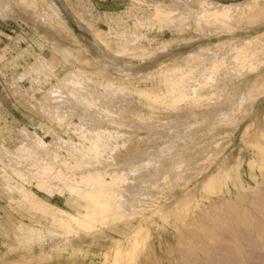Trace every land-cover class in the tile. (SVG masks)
Returning <instances> with one entry per match:
<instances>
[{"label":"rangeland","instance_id":"rangeland-1","mask_svg":"<svg viewBox=\"0 0 264 264\" xmlns=\"http://www.w3.org/2000/svg\"><path fill=\"white\" fill-rule=\"evenodd\" d=\"M2 1L0 0V10H1L0 12L5 11L2 14L3 18H1L2 16H0V143L2 144V146L6 147L10 151H13V150L15 151V149L18 148L19 146L22 147L23 146L22 144L19 145L20 144V142L18 140L19 137H16V136H19V135H16V133H20V132H18L19 131L18 129H21L20 131H22V132H25V133L29 132L28 134L25 135L26 139L23 142L34 141V139H35L34 137H38V138L40 137L39 142L42 143L43 148L39 147V151H41V153H43L44 155L46 153L47 155H45V156L48 159L49 158L51 159L53 156L55 157L58 155L60 157H58L57 159H59L60 161L65 160V159H66V161L70 160L69 163L68 162L67 163L68 164L71 163L73 165L76 163V160H79V158L84 157V160H87L85 162L88 163L87 167H89V168L90 167L93 168V164L95 165V163H97L95 165V166H97L98 164L100 165V163L102 165V164H106L109 162L108 163L109 165L107 164L106 167H105V165H102L103 167H101V165L100 166L98 165L99 167L94 166L95 169H98V168L100 169V168H104V167L107 168L110 165L111 166L113 165V162L111 163V161H113V160L115 161L114 155L116 154V152H122V151H125L126 149H129L133 145H134V147L137 145L139 147V149L141 148L143 150L142 151L140 149V152L142 151L141 152V154H142L141 158L144 155H146V152H148L147 155L149 157H153V158L156 157L155 159H152L146 155L148 158L145 159L146 158V156H145L144 158H142L143 160L140 159V161H141L140 163H141V165L147 163V165L149 164L148 166L151 167V168L150 167L148 168V166L145 165V167L147 166V168L144 170H147V169H148V171H153L154 169L156 170V171H153L155 173L152 172V174H156V175L161 176V177H158V179L156 181L155 180L154 181H155V183L156 182L158 183L157 185H159V186L161 185V186L158 187L157 185H155L154 182L152 183V181H150L151 185L148 183L150 185V186H148V184H147L148 179L143 178V180L145 179V181H143L142 178L140 177L141 172L143 170L141 172L139 171V169L134 171L133 169L134 168L136 169V167H134L133 169H128V171H129L128 173L131 174L130 176H128L129 174L127 173V171H126L127 175L124 176L125 173L123 172L124 174L123 175L121 174L122 177L124 176L126 178L128 176V178H130L131 182L133 181V179H135L136 181H134V182H138V183L132 182V184H131L128 180H126V182L127 181L129 182V183L127 182L128 184L126 182H122V183L123 184L126 183V186H129L130 184L131 185L135 184L137 187H139L138 189L140 192H143L141 190H143L144 188H145L144 190H148V189H146L147 186L149 187V189L153 188L154 186L155 187L157 186L156 188L154 187L153 190L151 189L152 191L151 190L145 191V193L143 195H142V193L138 192L137 195L138 194H140V195H138V197H136L137 195L135 196V198L133 199L134 203L137 202L135 200L142 201L147 196L149 198L150 194H152L155 197L156 194L154 195V193L157 192L158 188H160L159 189L160 195L158 194V192H159V190H158V192H157L158 197L157 196L155 197V199L156 198H159V199H156V201L154 199V201L156 203L155 202L152 203V201H153L152 198L151 199L149 198L150 201L152 200L150 203L154 204V205L153 206L147 205V206H149L148 207L149 209H147V212H145V210L142 209V207H143L142 205H144L143 201L148 200V198L143 200L141 202L142 204L139 202V204H140L139 206H141V207L138 209L139 210L142 209L141 211L145 213V217H143V220L136 217L134 220H132L130 222L119 223L117 225V227L101 229L100 231L95 233V235H90V236L88 235V236H84V237L81 236V238H77V237L72 238V243L76 247H78L79 248L78 251H80V252L82 251V253L77 254V253H74V251L67 250L65 253H57L55 255L54 253H50L51 252L50 247H48L46 244H42L40 242H37L35 244H30L28 241H26L27 239L30 240L32 238L39 241V240H41V238H40V235L38 233H36L37 235L35 233H33V234H30L29 237L27 236V238L25 239L24 236L22 235V234H24V230H22V229H27V228L30 229V227L32 229L33 228H35V229L39 228V230L41 229L44 234L46 233L45 235H48L51 237L53 236V238H60V239H66L68 237V235L64 231L62 232V230H60L58 228H57V230L53 229V231L50 232L49 228H47V226L45 224H43V223H48L47 220L42 219L37 214L28 211L26 209V207L21 202H19V198H17L18 200L16 199V195L18 194L17 195V197H18L21 194L20 193L22 191V190H20V189H22L21 187H23L24 190L26 189L29 192L32 191V192L37 194L38 191L35 187V185H36L35 181L36 180H33L32 177H29L30 176L29 174H26L27 176L28 175L29 176L25 177L26 176L25 172L26 171H27V173L29 172L28 166L32 167V169H30L31 170L30 172H32V173L35 172V171L33 172V169H37L36 165H35L36 167L32 166V165H34V162H35L34 159L36 158L34 156H37V158L41 157V161L39 160L40 158L37 159L38 162L40 161V164L43 163V161H44V159H46V157L44 158V156H38V154L40 152L38 151L39 153L37 154L38 148L34 146L35 152H33V153L31 152V154H30L31 158H33V157L34 158L33 159H31L30 157H28L30 159L26 158L27 160H31L29 162L33 161V164L28 165L29 162L27 163V160H25L26 165H28V166L27 167H25L26 165L23 166L25 169L26 168L28 169L25 172L23 171L25 176L23 174H21L22 169L20 170L21 172L16 170V168H17L16 166L20 162H17V165L15 166V168H13L14 166L12 167L11 165H9L7 163H5L6 164L5 165L4 163L1 164V162H0V172H1L0 173V181H2L4 175L9 174V177L11 179L4 176L7 178V181L6 180L2 181V183L8 182V183L12 184V186H11V184H7L6 188H3L4 185L2 186L1 185L2 183L0 182V185L2 186V187L1 186L0 187L4 190L7 188L9 190L10 189L9 186H10L12 189V191L10 189L11 195L16 194L14 199L12 200L5 195V194H7V195L10 194L9 192L5 193L2 189L0 190V264H111V263L105 261L106 253H110V254L113 253L116 249L115 247H117L115 245H118V239H122V238L126 237L129 234V232H131L138 224L140 227H142L140 230L141 232L139 234V236L141 238L139 244L135 245L136 247L132 248L131 252H129L128 254H125V256L121 257L120 261L117 262L116 264H197V263L200 264L201 261H202L201 264H205V261H206V264L207 263L209 264V262L206 259V258H208L207 256H209V255L211 257L210 260L212 261L213 264L217 263L218 261L219 262L222 261L220 264H225L224 262L225 261L227 262L228 260L233 261L232 263H235V264H236V262L238 263V261H236L238 256L236 254V251H234L235 254H233L234 253L232 251V250H234L233 248L231 250L233 252L232 257H231V254L230 255L228 254V258L231 257V260L230 259L227 260V256H225L226 252L225 251L223 252L224 249L226 251L227 250L230 251L228 248L229 245L233 246V243L231 244L229 242L230 243L229 244L227 240H229V238H236L237 236L235 237L234 235H238V237H240L242 239H237V240L238 241L241 240V241H243V243L245 242L244 244H246V245L248 244V246H249L252 243V241L254 240V238H252V236L250 237V234H248L246 232L245 233L241 232L244 229V226L248 227L247 221L246 220L243 221V219H241V220L239 219V221L237 222L238 217L236 216V214H238L239 212H245V213L249 212L248 214L251 213L253 215L252 216L250 214V217L252 216L251 219L253 217L255 218V219L253 218V221H252V222H254L253 223L254 226L251 228L252 230H255V227L257 226L258 230L262 232L263 226H264V222H263L264 221L263 220L264 215L261 213L262 211L264 213V89H263L264 88V83H263L264 79L261 82V83H263V87H261V85H260L261 83L259 84L261 89L259 86H258L259 88L257 87L258 84L255 85V87H257L258 89L254 87V84H253V86H252V84H250V85L248 84V80H252L255 76L259 75V73L262 74V72H264V45H263L264 44V34H263L264 33V12H263L264 11V0H256V2H255V0H247V1L243 0L242 1V2H245L244 3L245 5H248L250 3L249 6H247L248 9L250 10V13L253 12L254 9H255L254 11L257 12L256 11L257 7H258L257 10L263 9V11H261L262 14L261 13H258L259 15L255 14V15H258L257 16L258 19H256V20H255L256 16H251L253 18L255 17L254 19H252L250 16L247 17V15H244L241 18L232 19L229 23H228V21H226V22L222 21V23H221V20H220V22L217 20L218 23L217 22L215 23L213 21L212 22L208 21L209 25L206 24L207 21L205 22V20H203L202 15L198 16L199 19L197 18L195 13H194L195 16H193V17L192 16L188 17L186 15V13L195 12V9L200 5V3H203L204 0H189V2L186 5L187 9L185 10L187 12L184 11L185 12L184 13L183 11L181 12L178 10L177 13L179 15L175 14L176 11H175V13H172V14L176 15L179 20H177V18L175 16H171L172 14L169 15L170 13L167 14V16L170 19H168V17L166 15H165V17H167L166 19H165V17L163 18V16H162V19H161V17L160 18L156 17V13H154L155 8L152 5L154 3H156L158 0H143V2L145 3L144 5L140 4L142 0L140 2H138L136 0H87V1L81 0L82 2L80 0H78L77 2H76V0H38L37 8L43 12V15L40 17V19H38L39 16L37 17L38 14L36 15V13H35V7L36 6H30V5H32V0H25V1L24 0H14V1L13 0H10V1L9 0L8 1L2 0ZM4 1H5V3L7 2L9 4L12 2L10 5L11 6L13 5V7L11 8V6H8L7 4H5ZM160 1L168 2L170 0H160ZM213 1H219L221 3L230 4L232 2L239 3V1H241V0H213ZM252 1L255 3H253ZM1 2H2V4L4 3L3 5H5V7L7 6L6 10L3 7V5L1 4ZM36 2L33 1V3H36ZM46 3L48 4V6L51 7V9H50V7H47ZM76 4L78 5L77 7H76ZM81 4H83V5H81ZM51 5H53V7ZM85 5L88 7H86ZM255 5H257V6H255ZM27 6H28V8H27ZM8 7H10L13 11L11 12V9H8ZM25 7H26V9H25ZM82 7H83V9H82ZM32 8L34 11L31 10ZM52 9H53V12L51 11ZM9 10L11 12V13L9 12L10 16H8L9 13H7ZM79 10L80 11L83 10V11L80 12ZM84 12L87 16H85ZM179 12L183 13L184 16L180 17ZM255 12H253V13H255ZM5 13H7V15H6L7 17L4 16ZM77 13H79V14H77ZM46 14H48V15H46ZM183 14H181V15H183ZM49 16H50V18H49ZM101 17H103V19ZM134 17L139 18L142 22V23H140V22L137 23L139 26L137 28L134 27V25H135L134 20H132ZM86 18H87V20H86ZM100 18H101V20H100ZM172 18H176L175 20H177V21L181 20V22H183V23L175 22L174 19H172ZM194 18H195V20H194ZM104 19L108 22V24L105 23L106 21ZM46 20H48V21H46ZM50 20H52V21H50ZM143 20H145V21H143ZM197 20H198V23L195 22ZM202 20L204 22L201 25ZM242 20H244V21H242ZM188 22H189V24H187ZM55 23H56V25H55ZM175 23L176 24L179 23V26H182V27H179ZM193 23L195 25H198V24H200V25L196 27ZM183 24H184V26H183ZM214 24H216V26ZM259 24H261V25H259ZM90 25H92V26H90ZM132 25H133V27H132ZM256 25H257V27H256ZM188 26L190 28H188ZM201 26H202V28H201ZM217 26L218 27L221 26V28L220 27L217 28ZM225 26H227V28ZM228 26H230V27H228ZM59 27H60V29H59ZM181 28L185 29V31L184 30L181 31ZM114 29H116V31H118L117 33H119V31L120 32L122 31L121 33L125 32L124 34L129 32L131 34L134 33V34L142 35L143 38L141 39V42L143 43V47L148 52L146 53L144 48H143L144 51H139L140 52L139 55H142V56H139L136 54L137 55L136 57L127 55L126 53L124 55L123 52L121 53L120 50L122 48H120L121 46L118 44L120 42H117L114 39V36H113L114 33H111V31H114L116 33V31ZM98 30L101 31V33L98 34V32H99ZM208 30H209V32H208ZM129 33H127L126 35H129ZM260 35H263V37ZM21 36H22V39H21ZM255 36L257 38H255ZM19 38H20V40H19ZM245 39L246 40L247 39H255L256 40V43L254 40H252V43H253V41H254V43L249 47L250 49L248 48V50H250V51H249V54H247V55H248V59L251 60V63H250V61L249 62L246 61L247 60L245 58L246 56H244L241 59V57H239V56L237 57L238 54L236 55L235 60L237 58H239L238 61L240 60V62H241V60H243L245 58L246 59L245 61L249 63L248 64L243 60L246 63V65L242 62H241L242 64L239 63L237 60H236V62H234L235 56L234 55L232 56V54H230L231 49H232L231 52L232 53L234 52L233 54L237 53L236 49L232 48L233 46H236V44L238 45V43H235V42H240V40H242V42H243V41H245ZM106 40H108V42H105ZM114 40L118 45L115 43L112 44V42H114ZM231 41H234V43ZM257 41H258V43H257ZM218 42L219 43L222 42L223 44L227 43V45H229L228 42L233 44V46H232V44H231V46H228V47H231V49H229L228 47H224L226 44L221 49V51L223 50V52H225V50L227 48L229 49V51L227 50L229 53L227 51L225 53L231 55L233 58L232 61H230L233 64L226 61V65H227V63L232 65V66L229 65L230 68L224 66L225 60H229V59L231 60V58H228L229 55L228 56L225 55V56H227L228 59L226 57H225L226 59L223 58V56L221 55L222 56L221 58L225 59V60L220 59V61H218L217 58L219 59L220 57L217 54L216 55L218 57L215 54H214L215 58L213 57L214 56L213 53H216V52L213 51V53L207 54L206 51L203 52V51H201L202 49L199 50V48H201V46L203 48L204 45L206 47H208V45H211L210 46L211 48L210 47L209 48L211 50H216L214 48V47H216L214 44H219ZM253 45H256V46H253ZM162 46L166 47V48L163 49ZM254 47H256L258 49L260 47L259 52H261V53H259L258 50ZM196 49L198 51H195ZM116 50H117V53L115 52ZM254 51L258 52V53H254ZM71 52H72V54H71ZM144 52L146 53V55L149 53V55H147V57H146L143 54ZM190 52L192 55L194 52L196 57L197 56L202 57V55H200V54H202V52L204 53L203 59H201L199 57L200 60L203 61L202 63L200 62L198 64V62H199L198 57H197V60L195 57L194 59H192L193 61L192 60L189 61L190 63L193 62V64L196 61L195 64L200 65V69L198 66L193 67L192 64H191L192 67H190L188 65L190 63H188V62H187L188 66L187 67L184 66V65H186V62H184V61L186 60L187 55L190 56V54H189ZM209 52H211V51H209ZM251 52L256 54V57L253 54H252L253 55V57H252L250 55ZM68 53H70L72 55L73 59L71 58V55ZM150 53L151 54L153 53L152 56ZM197 53H200V54L198 55ZM220 54H222V52ZM74 55H75V57H74ZM195 55H193V56H195ZM204 55L206 57L208 55H211V56L210 57L208 56L207 58L205 57L206 58V60H205ZM249 55L252 58L249 57ZM38 57L40 59H38ZM74 58H76V59H74ZM208 58H210L211 60H212V58H214V60L216 59L217 62L219 63V65H220V63L223 62L222 64H224V65L220 66V68H219V69H221V71H219V69L216 70V68L214 70V68L211 67L212 66L211 60ZM35 59H37V61H35ZM67 60H69V61H67ZM208 60L210 63H207ZM214 60H212V62H214ZM221 60H222V62H221ZM77 61H78V63H77ZM187 61H188V58H187ZM32 62H33V64H32ZM39 62L41 64L43 62L40 69H39V66L41 64ZM44 63H45V65L47 64L46 65L47 68H50L52 70V72H51L50 69H47V71H49V73L50 72L52 73V76L55 73V75L52 78L50 77L51 73L49 74L45 70L46 66L44 65ZM203 63L205 65H203ZM214 63H216V62H214ZM195 64H194V66H195ZM208 64H210V65H208ZM236 64L237 65L241 64V66H242V67L240 66L241 69L239 67H236L237 66ZM176 65L178 66V68ZM179 65L183 66L184 69H183V67L181 68ZM233 65H236V66H233ZM43 66L45 69L43 68ZM161 66H162V68H161ZM172 66H175L177 69H175ZM223 66H224V69H222ZM31 67H34L35 71ZM169 67H171V68H169ZM179 67L181 68V70H184V71L183 72L180 71ZM205 67L212 68L214 72L216 71L219 74L214 73L212 71V69H210V71H212V73H210V71L208 69H204ZM225 67L228 69L227 71H225L226 70ZM92 68H94L95 70ZM188 68L189 69L195 68L196 70L199 69L201 71L197 72L195 69H190V71H189ZM37 69H38V71H37ZM91 69H92L91 74H95V75L91 76V74H90ZM172 69H175L174 70L175 72L172 71ZM202 69H204V71L208 70L207 71L208 74L214 73L213 75L215 77H217L215 79V77L213 76L214 80L219 79L218 81H216L218 83L217 86H219V87L216 86L218 89L214 88L215 84H217L216 82H215V84H212V86L214 85L213 87L209 85V83H212L211 82L212 80H208V79L212 75H210V74L206 75L205 74L206 71L202 72L203 71ZM31 70H33L34 72L32 73ZM152 70H154V71H152ZM165 70L170 71L169 73H171V71H172L173 73H175V75H176L177 71L178 72L180 71V73L177 72V75L174 76V78L178 77L177 79L175 78L176 81L178 79H181V76H183L182 79L186 80L187 78H184V75H186L189 72H191L193 74V76L191 75V73H189V75L187 74L191 79L194 76L196 77V75L199 78L201 77L200 78L201 82H202V80L206 79V84L204 81H203L204 85L200 84L204 87L203 88V87H200L198 85V83H200V81H198L199 78L196 77V80L198 79L197 80L198 82L195 81V79H193L195 82H197L194 84L193 80H191L188 77L189 79H188V81L187 80L186 81L187 82L191 81L193 83L189 82L191 84V87H190V86H187L190 84L189 83L187 84L185 82L186 85L184 87L186 88V86H187V87H189V89H192V87L193 86L196 87V84H197L200 87L199 88L197 86L200 91H197V88L195 89L194 87H193V90H196L197 93L200 92V93H198V95L202 94L204 96H207L209 94H207V95H205V94L209 93V91H207L205 88H206L207 83H208V89L210 88V91H211L210 92L211 95L207 96L208 98L206 97V99H208V100H206L205 97H204V99L201 98L202 95L198 96L197 94H195L193 92V90L190 91L189 89L187 90V88L186 89L182 88V91L184 89L185 92H188L189 94L191 93L190 96H192L193 99L189 98V100H188L187 98L189 95H187V93L184 92L185 93L184 95L185 96L187 95L186 98L184 96V100H183V98L181 99L179 94L178 95H179L180 99H176L178 97L176 95L177 97L175 98L176 99L175 100V99H173V97L172 98L169 97V96H173L172 94L167 93L168 94L167 95L165 93V95L160 96V98H158V100L155 99L157 102L151 101V99H150V101H148L149 98H148V100L146 99L148 96L145 94H143L144 95L143 96L142 94H140V92L144 91L146 93H149L150 95H152V93L154 95V94H156V92L160 93V91L163 93H164V91L167 92L165 90L166 87H165L164 78H163L164 72L167 73ZM41 71H43V73ZM222 71L224 73H227L226 74L227 76L223 75L224 73ZM234 71H236V72H234ZM26 72L29 73V75H27ZM44 72H47L48 75H47V73L45 74ZM77 72L80 73L79 75L81 77H82L81 73H84L83 77L84 78L86 77L85 79L88 80L89 84H86L87 83L86 80L82 81L83 77L82 78L78 77V74H76ZM148 72H150V73H148ZM193 72H197V74L193 73ZM230 72L232 75L230 74ZM70 73L71 74L75 73L76 78L73 76V74L70 75ZM159 73L161 76L159 75ZM89 74H90V76H89ZM127 74H128V76H127ZM178 74L179 75L181 74V75L178 76ZM203 74H205L207 77L209 76V78H207ZM69 75H70V77L73 76L71 78L74 81L76 80L77 83L74 82L69 77ZM123 75L128 77V78L124 77ZM45 76H46V79H45ZM48 76L50 79L48 78ZM202 76H205V78ZM223 76H224V78H221ZM263 76H264V73H263ZM67 77L69 80L67 79ZM33 78H34V80H33ZM62 79L63 80L65 79L63 86H61L62 84L60 82H57L60 80L62 82L63 81ZM80 79H81V81L79 82ZM182 79L180 81L181 83L178 81L179 84H182V81H185ZM222 79L226 82L223 83L224 81ZM71 80H72V82H74L73 86L71 84L72 82H69ZM93 80H96V82H94L95 84L92 82ZM129 80H131V81L134 80V81L131 82ZM229 80H230V82H229ZM65 81L67 83L68 82L69 83L66 84ZM89 81H91V82H89ZM99 82H102L100 84H103V86L101 85V87H97V86H100V84L96 85V83H99ZM220 82H222V83H220ZM31 83H33V84H31ZM59 83H60V85H59ZM75 83H76V85H75ZM80 83H83V84H80ZM84 83L86 84V86ZM92 83H93V86L90 85ZM64 84L67 86L69 84L71 85L70 88L68 86L69 89L67 88V90L70 91V89H71L72 93H74V96L77 94V91L81 88L80 89L81 91L78 92L79 95L73 97L75 102L77 100L76 103L79 104V106H76V107L74 106V108L72 109L73 105L70 107V105L67 104L66 105L67 107H65L64 106L65 102H64V103H60L61 107L63 106V108H61V107H60L61 109L59 108L60 97H61V100H63V99L65 100L66 98L69 99V97L65 98V96H63V99H62V95H61L62 92L63 93L65 92L66 96L68 94L67 90L65 89L67 86L64 87L65 86ZM108 84H109V86H108ZM236 84H237V86L234 87V85H236ZM50 85H52L53 88ZM58 85H59V89H57ZM78 85H79V87L77 88ZM94 85H96L95 87H97V88L93 91V89L95 88ZM106 85L109 88H110V85L112 88L114 85L116 87V88L114 87V89H113L114 92H116V89L121 91V92H117L118 93L117 96L119 95L121 98L119 101H121V106H123V111H120V110H122V108L120 109L119 108L120 105L118 106V104H116V105L114 104V106L112 108L110 107L111 109L109 108V105L111 106V104L108 105L107 103L108 102L110 103L113 101V100L108 101L110 99H113V96L104 99L105 100L104 104L106 102L105 107L102 103L103 101H101L102 104H99L100 100H102L103 97L108 95V92H110L109 88H105ZM248 85L252 88L248 89L247 88ZM60 86L63 87V89H65V91H63V89H61V91H62L61 92ZM88 86L93 87V89L91 87L89 88ZM221 86H223V87H221ZM82 87H86V88H82ZM88 88H89V90H88ZM102 88L105 92L107 89L106 94L105 93H100V94L98 93V92L103 91ZM244 88H247V89H244ZM253 88H255V90H254L255 93H256V91L260 90V93H258V94L256 93L258 96L254 95V93L251 92V91H253ZM50 89H52L53 92ZM56 89H57V91L59 90V93H57V91H55ZM73 89H74V92H73ZM98 89H99V91H97ZM202 89H205L206 91L205 90L201 91ZM219 89H222L223 92L226 89L225 91L227 94H224L225 97H223V94H222V96H219V93H220ZM49 90L52 93H50ZM216 90H219L218 91L219 93L218 92L216 93ZM229 90H231V91H229ZM243 90H247L248 93L246 91H244V93L246 92L247 97H249V95H251V97H249V98L245 97L246 94L244 95V93H242ZM84 91H86V92L88 91V92L86 93ZM125 91L128 93L129 96H125V95H127V93H124ZM128 91H130V92H128ZM214 91L219 97L217 95H215L214 93L212 96V92H214ZM227 91L229 92V94ZM45 92H47V93H45ZM96 92L100 96L101 95L103 96L100 100H99L100 97L97 98V96H99V95H97ZM137 92H139V95H137L138 94ZM48 93L50 95L54 93L53 96L56 95L57 97L51 98L49 96L51 98L50 99L49 97H47L48 95H46ZM85 93H86V96H84ZM240 93L243 94L242 95L243 97L238 95ZM249 93H252L254 96L252 94H249ZM59 94H60V96H59ZM82 94H84V95H82ZM91 94H93V95L96 94V97H93V95H91ZM231 94H232L233 98L230 96ZM69 95L70 94H68V96ZM80 95H82L83 97H86L85 98L86 100H84L83 98H80L81 97ZM194 95H196L198 97V99L199 98H201V99L198 100L197 98H194V97H196ZM233 95L234 96L236 95L238 97H236V96L234 97ZM134 96H136V97L134 98ZM139 96L141 98H139ZM145 96H147V97L145 98ZM164 96H166V97H164ZM214 96H216V98ZM226 96L227 97L230 96V97L227 98ZM125 97H129L132 100L125 98ZM168 97L170 98V100H172V101L175 100L177 102L173 101V103H172L170 100H167V99H169ZM43 98H44V100H43ZM91 98L92 99L96 98V99H94L95 101L93 102V103H95V105H94V107L92 105V107L89 108V105L87 106V104H93V103H91ZM143 98H144V101H145V99L147 100V101H145L146 103H144ZM165 98H166V101H165ZM244 98L245 99L247 98V99L244 100ZM48 99H50V100H48ZM67 99L65 101L67 103H69V101ZM78 99L80 101H78ZM81 99H83V100H81ZM135 99L138 101H136ZM233 99H235V101ZM51 100H52V102L55 101L58 104H56L55 102H54L55 104L51 103L50 102ZM56 100H58V101H56ZM187 100H188V102H187ZM192 100L194 102L202 100V103L197 102L196 104H194V103H192ZM210 100L211 101L214 100L215 102H211ZM229 100H230V103L233 101L234 104H233V102L231 104L228 103ZM45 101L46 102L49 101V103H46ZM85 101H87V102H85ZM123 101L124 102L127 101V102L124 103ZM167 101L168 102L170 101L169 103H171V104H169ZM189 101L191 103L190 107L185 106V105L189 104ZM251 101H252V103H251ZM40 102L42 104H39ZM83 102H84V104L85 103H87V104L83 105ZM122 102L124 104L128 105V107L130 109L127 108V106L124 105ZM203 102H204V104H203ZM225 102H226V104H229V106H231V107H229V110H230V108L232 109V111L230 110L231 111L230 113L228 112V108L227 109L222 108V106L225 105ZM127 103H129V104H127ZM147 103L150 104L152 110L150 109V106ZM154 103L155 104L157 103V104L155 105ZM161 103L163 104V106ZM45 104L46 105L48 104L49 107L53 106L54 108H57V109H53L54 112L57 111L58 114H60L63 117L61 118L57 114H56L57 116L55 117V115H54L55 113L54 114L52 112L50 113V111L52 110L51 107H50V109H48L49 107L46 106ZM235 104H236V106H235ZM244 104L247 106L243 107ZM42 105H43V108L41 107ZM55 105H57V106L55 107ZM96 105H97V107H96ZM101 105H103V106H101ZM191 105L193 108L191 107ZM250 105H251V107H250ZM44 106L47 107V109H45ZM80 106H82V107H80ZM116 106H118V107L115 108ZM87 107H88V110H87ZM106 107H108V108H106ZM188 107L190 110L195 109V110L191 111L192 113L194 112L193 113L194 115L192 113H190V111H187V110H189ZM105 108H106V110H105V112H103V110ZM114 108L118 109V110H115ZM124 108L126 110H124ZM137 108H138V110H137ZM176 108H178V109H176ZM67 109H69L70 111ZM90 109H92V112ZM107 109H108V112H107ZM132 109H133V111H132ZM148 109H150V110H148ZM181 109H184L185 111L182 112ZM240 109H242V111ZM47 110H50V111H47ZM61 110H63V111H61ZM64 110H67V111L64 112ZM93 110H94L93 117H95L98 114L97 116L101 118V119L100 118L97 119V116H96L95 119H91V120H93L94 123L97 122L98 120H100L99 122H101V120H102V122L105 121L103 123V125H104L103 128H104L108 125L106 123V121H108L109 124L111 125V127H113L111 129V127L109 128V126H107L109 128L108 132L104 131L107 134L102 132V133H104V134H102V137H101L102 139L101 138H100V140L98 139L100 142H102V144L99 141H98L99 143L96 141L95 144L97 143V145L98 144L103 145V142H104V144H106L105 141L108 142V140L109 141L112 140V138L111 137L109 138L108 135H112V137H113L115 134L120 133V134H118L119 136L115 135V136H117V139L119 138L118 139L119 142L116 143V141H115L116 138H113L114 139L113 141L115 143L112 144L113 141H112V143L110 141L111 144L108 142L110 144V145H108V143L106 144V145H108L107 147H109L108 149H106L107 148L106 146H103V148L104 147L105 148L102 150L103 151L102 156H104V153L106 152L105 153V155L107 154L106 157L105 156L100 157L101 156L100 153H102V152L99 153L98 151L96 152L95 150H93L96 152V154H95V152L92 151L93 154L98 155V157H100L101 159L102 158L103 159L108 158V160L110 159L111 161L110 160L106 161L107 159L101 160V161L95 160L96 162L94 163L92 161V159L94 160L93 154H91L90 152L86 153V151H88V149H87L88 146L89 145L91 146V144H92L90 142H92V140H96V139H92L89 142L86 139L84 140L82 137L78 136L79 135L78 133H77L78 135L75 134V132H82L81 126H83V125L85 126V124H86V126H85L86 129H84L85 127L83 128L85 131L83 133H88V132H86V130L91 129L90 127H92V130H90V132H96L95 130L98 129L97 127H96L97 129H95L91 123H87V122H85V124H82L83 121L81 120L83 113H85V115L83 116V118H84L85 116L90 115V112L92 114ZM99 110H101V111H99ZM219 110L220 111L222 110L221 113ZM77 111L82 113L81 114L82 116L80 114H78V118H77V116H75L76 113H79ZM88 111H89V113H86ZM150 111H152V112L154 111V112L151 113ZM215 111H216V113H215ZM223 111H224V113H223ZM63 112L66 114H63ZM101 112L105 113L104 114L105 116ZM106 112H107V115H106ZM110 112L111 113L114 112V114H116L114 117H119V119L118 118L117 119L112 118L113 117V116H111L112 114L108 115V113H110ZM117 112H118V115L120 113V115L123 116L122 117V120H123L122 123L123 124L120 122V121H122L121 116H118ZM125 112H127V113L125 114ZM184 112H186V113H184ZM187 112L190 113L189 116H188ZM211 112H213V113H211ZM233 112L235 114L236 113L237 114L235 115ZM131 113L134 115L132 116ZM228 113L230 115H228ZM101 114H102V116H101ZM79 115H80L81 119H80ZM137 115H139V117ZM124 116L126 118L128 117L127 119L129 121L131 120L133 123L132 122H130V123H132L133 125L129 124V125H126L125 128L120 129L121 124H122L121 128L124 125V119H125ZM130 116L136 117V118L131 119ZM200 116H203V117H200ZM224 116H226V117H224ZM229 116H231V118H229ZM53 117H55V118H53ZM191 117H193V118H191ZM195 117H198V118L200 117V118L198 119ZM212 117H213V119H212ZM106 118H109L110 121L108 119L106 120ZM139 118H141V119H139ZM190 118H191V120H190ZM194 118L197 119L196 123H198L200 127L198 126V124H194V122L196 121ZM57 119H59V121H57ZM60 119H62V120H60ZM138 119H139V121H138ZM169 119H170L171 123L169 122ZM173 119L176 122L173 121ZM232 119H233V122H232ZM91 120H90V122H91ZM111 120H112V122H111ZM116 120L120 124H118L116 122ZM128 120L125 121V124L129 123V122L127 123ZM193 120H195V121L193 122ZM226 120L230 121L231 123L226 121ZM61 121H63V122H61ZM114 121L118 124L120 131L116 130L118 127L116 128V126H115L116 123ZM79 122H81V123H79ZM168 122H169V124H168ZM213 123H215V124H213ZM66 124H69V125H66ZM76 124H77V126H76ZM147 124H148V127H147ZM166 124H167V126L164 127V125H166ZM201 124H202V126H201ZM210 124L212 125V127ZM74 125L77 128L76 131H74L76 128L74 130L72 129L73 128L72 126H74ZM139 125H140V127H139ZM156 125L158 127H156ZM162 125H163V127H162L163 129L160 127ZM23 126L25 127L24 130L22 129ZM135 126H138V128H140V129H138ZM144 126H146V129L149 128L150 126L151 127L154 126L155 130L153 129V127H152V129L150 128L153 131H150V129H148V132H150L152 135V136L150 135L151 137L149 136L150 133H147V130L144 128ZM204 126H205V128H204ZM68 127L70 129H72L73 132ZM78 127L81 130H78L79 129ZM107 127H106V129H107ZM127 127L131 128V130L129 128L126 129ZM134 127L136 130L138 129L137 133L135 132L136 130L134 129ZM196 127H199V128H196ZM248 127H249V129H248ZM132 128H133V131L135 133L132 131ZM187 128H190L191 132ZM206 128L208 130H206ZM141 129H143V130H141ZM173 129H175V130H173ZM129 130H130V134L128 132ZM170 130L172 132H170ZM187 130H188V132H187ZM102 131H103V129H102ZM110 131H111V134L109 133ZM162 131L164 134L162 133ZM173 131H175V132H173ZM182 131L184 132V134L182 133ZM114 132H115V134H114ZM122 133L123 134L126 133V134H128L130 136L132 135V136L131 137L129 136V138H128L127 137L128 135L125 134L126 136L125 135L124 136L126 138H124L123 135L121 136ZM131 133H133V134H131ZM165 133L168 136L170 135L169 138H168V136L165 135ZM175 133H177L178 136L174 135ZM81 134L82 133H80V135ZM89 134H93V133H88V135ZM146 134H148L149 137H147ZM161 134H162V136H161ZM180 134L182 137L181 136L179 137ZM182 134L185 136H183ZM34 135H36V136H34ZM103 135H104V137H103ZM105 135H107V136H105ZM142 135L143 136L145 135V137L147 139L143 138ZM187 135H189V136H187ZM77 136L80 138V140ZM141 136H142V139H141ZM176 136L179 138L176 139L177 138ZM86 137H89V136H87V134H86ZM122 137L124 140L127 141L128 146L125 143L126 141H124V140L122 141V139L120 140V138H122ZM156 137L158 138L157 140H155ZM136 138H139L140 140L137 139L138 141H136ZM180 138L182 141L180 140ZM103 139H104V141H103ZM168 139H170L171 141ZM131 140L136 141V142L133 143V141H131ZM72 141L74 142L75 145L73 143H72V145H70V143ZM81 141H83V145L81 144L82 143ZM120 141H122L121 146H120V143H121ZM142 141L143 142L145 141L144 143L145 144L147 143V144L145 145L143 143L145 145L144 146L141 143ZM179 141H181L182 144L186 143V144H184L185 146L181 145V142H179ZM165 142L168 143V146H167V143L164 144ZM38 143H37V145H38ZM44 143L46 145H44ZM84 143L86 144V146ZM124 143L127 147L123 146ZM78 144L80 145V147L82 145L81 149L86 148L85 151H84V149H82L83 151H81V154L83 153V155H84V152H85L87 154V155L86 154L85 155L88 156V154H89L90 157L86 158L83 155H79V152H80L79 150H81V149L80 148H78L79 150L76 149ZM131 144H133V145H131ZM65 145L66 146H73L74 145L73 148L76 146L74 148L75 153H73L74 149L70 152L73 154L72 156H70V154L66 155V148L67 147ZM115 145H118V146H115ZM156 145H157V147H156ZM174 145H176L177 147H175ZM213 145H214V147H213ZM44 146L47 147V149ZM112 146H113V148H112ZM142 146H144V147H142ZM163 146L164 147L166 146L165 147L166 149ZM93 147H95V146H93ZM180 147L181 148L185 147V149H181ZM64 148H65V152H64ZM69 148H71V147H69ZM110 148L112 149V151H116V152L111 153ZM118 148H120V149H118ZM146 148L149 149V151L151 150L152 152L151 151L149 152L148 150H146ZM114 149H116V150H114ZM158 149H160L161 151ZM180 149H181V151H180ZM34 150H32V151H34ZM157 150L161 153H159ZM76 151L77 152L79 151L78 154ZM153 151H157V152L153 153ZM110 153L112 154L111 157L109 156ZM172 153H175L178 157L176 155L174 156V154H172ZM32 154H34V156ZM43 154H41V155H43ZM62 154L64 155V157ZM74 154H76V155H74ZM186 154L188 156H186ZM158 155H159V157H158ZM172 155L174 156V158ZM180 155H181V157H180ZM65 156H67L68 158ZM75 156H76V158H75L76 160L73 159V157H75ZM207 156L209 157V159L207 158ZM217 156H219V157L217 158ZM71 157H72V159H69ZM166 157H168V158H166ZM175 157H177V158L175 159ZM226 158H227V160H225ZM54 159H56V157ZM160 159H162V160H160ZM37 160H36V162H37ZM73 160H75V163L73 162ZM84 160H83V164H85ZM172 160L174 162L178 161V162H180V164L178 162H177L178 164L173 163V162H171ZM53 161L55 162V160H53ZM88 161H90V162H88ZM195 161H196V163H195ZM78 162H82V161L79 160ZM104 162H106V163H104ZM148 162H151L152 164L148 163ZM161 162L163 164H161ZM44 163H46V162H44ZM90 163H92V164H90ZM118 163H117V165L119 166ZM156 163L158 164V166L156 165ZM192 163L194 165H192ZM3 164L5 166L8 165V168H6ZM89 164H90V166H89ZM164 164H165V168L162 169L161 167H164L163 166ZM170 164H173V166H175V167H173V169H172L170 167ZM216 164H218V165H216ZM117 165H115V166H117ZM134 165L137 167L145 168L144 165H142V166H139L137 164H134ZM166 166H169L170 168H168ZM33 167H35V168H33ZM55 167L58 168L59 164H57V166H55ZM160 168H161V170H160ZM166 168L171 170V173L167 172L168 170ZM182 168H185V169L183 170ZM10 169H12V171ZM17 169H19V168H17ZM107 169L110 170L111 168L109 167ZM165 169L167 171H165ZM131 170L134 172L138 171L135 174L140 172L139 174H137L139 176H137V175L136 176L140 177L141 179L138 180L139 178L138 179H136L135 177L133 178L132 174L134 172L132 173ZM162 170L164 172L170 173L169 175L171 177L173 176L174 181L172 179H167V178H171V177L169 175L167 176L166 175L167 173L162 174L161 173ZM214 170H215V172H214ZM177 171L179 174L177 173ZM15 172L20 173V175L23 178L25 177L27 179V181L26 180H25L26 182L23 181L19 175H15L16 174ZM149 173L151 174V172H149ZM180 173L182 175L181 177H183L182 179L180 178ZM185 173H186V175H185L186 177L184 176ZM190 173H192V174L190 175ZM215 173H217L216 176H215ZM135 174H133V175L135 176ZM187 174L191 180L189 179ZM210 176L213 177V180H214L213 183L214 182L215 183L214 184L212 183L213 185L208 187V189H207L206 180ZM218 176L220 179L218 178ZM174 177H176V180ZM6 178H4V179H6ZM30 178H32V181ZM177 178H178L179 182H178ZM8 179H9V181H8ZM163 179H165V180L167 179L168 181L164 182ZM184 179H185V181H184ZM141 180H142V182H141ZM146 180H147V182H146ZM161 180L165 185L161 182ZM169 180L173 183H171ZM180 180H183L182 181L183 183H180L181 182ZM16 181L18 183H16ZM29 181H31V183ZM158 181L161 182L163 185L161 183L159 184ZM204 181H205V183H204ZM143 182L144 183L146 182L145 184L147 186ZM167 182H168V184H166ZM184 182H185V184H184ZM6 183H5V185H6ZM14 183L17 184V185H15L16 188L19 184V187H18L19 189L14 188ZM142 183L144 184V187L141 186V185H143ZM139 184H141V185L138 186ZM152 184H154V186ZM171 184H173V185H171ZM204 184H206V185H204ZM20 185H22V186H20ZM173 186H175V187H173ZM213 186L215 187L214 189H213ZM140 187H141V189H140ZM164 187L167 191L164 189ZM163 191H165V192H163ZM17 192H19V193H17ZM3 193H5V194H3ZM184 193H187V194H185L187 197L185 195H183ZM38 195H41L43 197H47L40 192H38ZM152 195H150V197ZM7 198L10 199V201ZM47 199H49V198H47ZM50 200L51 201L54 200V202L56 204H59L62 207L69 209V210L76 209L75 207L79 203L76 200L69 197V195H67L66 197H53ZM157 201H158V203H157ZM75 203H76V205H75ZM137 203H135V205H137ZM68 204L71 206L69 207ZM157 204H158V206H157ZM238 204H240V206H238ZM145 208H146V206H145ZM233 214L235 215L234 217H236V218L229 216V215H233ZM226 215H227V217H230L231 220H233L234 222H232L230 220V218L227 219ZM218 216L220 218L222 216L223 218L219 219ZM224 218H225V224L227 226H228V224L230 227L234 226V229L236 228L239 232L235 230L238 233H236L234 231L236 234L235 233L233 234V232H232L233 227L231 229L232 231L229 229V227L226 228L229 231H226L225 228H221L223 226L222 224H224ZM260 218H262V219H260ZM212 219L214 221L216 220L217 222L215 221L216 222L215 223ZM183 220H185V221H183ZM258 220H259V222H258ZM182 221H183V223H182ZM230 221L232 223H230ZM31 222H32V224H31ZM219 222L222 223V224H220L222 226L219 225ZM244 222L246 225H244ZM140 223H141V225H140ZM195 224H197V225L195 226ZM225 224L223 227H225ZM239 224L241 226L238 227ZM255 224H256V226H255ZM216 225L219 227H217ZM199 226L201 228L204 226L202 228V230H204L205 228L207 229L210 226L209 227L210 229L208 228L207 230L208 231L210 230L209 232H211L213 234L212 235L213 238L216 237V240L218 239L217 236H221L222 238L219 237V238H221L220 239L221 241L217 240V241H219V245L217 242L214 243L212 241H211V243L208 244L206 241V237L204 238V236H206V235H204V231H202L201 228L199 230ZM212 226H214L216 228H214ZM260 226H262L261 227L262 230L260 229ZM257 227H256V230H257ZM206 229H205V231H207ZM215 230L218 233H215L216 232ZM223 230L226 232H224ZM221 231H222V233H220ZM182 232H183V234H182ZM200 232H202V233H200ZM213 232L215 233V235ZM228 233L229 234L231 233V234L229 235ZM241 233H243L242 235L244 237L241 235ZM195 234H198V235H195ZM232 234H233V237H232ZM263 234H264V231L262 232V235ZM181 235H183V236H181ZM185 235H186V237H185ZM191 235H193L194 237ZM202 235H204V236H202ZM188 236L190 237V240H191L190 242L188 240L189 239ZM195 236H197V238H200V239H205V241H206L205 247H203V245H201V243H200V248H202V249H199V248L197 249L199 252L198 255H196V252H195L196 251L195 250L196 249L195 243H192V240H193V238H195ZM191 237H192V239H191ZM201 237H203V238H201ZM183 238H185V239H183ZM186 238H188V239H186ZM180 239H183V240L180 241ZM247 239H249V240H247ZM216 240H213V241H216ZM124 241L126 242L127 240L125 239ZM183 241H184V243H183ZM205 241L202 240L201 241L202 244H204ZM222 241H224V242H222ZM241 241H240V243H241ZM247 241H249L251 243L249 244V242H247ZM180 242H182V243H180ZM220 242H221V244H220ZM126 243L128 245V242H126ZM191 243L193 245V250H192ZM187 244H189V245H187ZM214 245L217 247L213 248ZM209 246L211 247V250L209 249L210 248ZM182 247L185 250H183ZM197 247H199V246H197ZM206 247H207V249L205 251L204 248H206ZM226 247H227V249H226ZM217 248H219V249H217ZM190 249L192 252L190 251ZM212 249H214V250H212ZM201 250L204 252L201 253L202 252ZM70 251H71V253H70ZM193 251L195 252V255H194ZM208 251H209V253H208ZM261 251L258 250V252L263 254L264 250H261ZM48 253H50V254H48ZM204 253L209 254V255L206 256V254H204ZM212 253L215 254V256H213ZM202 254L204 255L203 258H202V256H203ZM211 254L213 257L211 256ZM233 255L234 256L236 255V256L234 257ZM196 256L198 258H195ZM219 256H221V257H219ZM199 257H201V259H204V262H203V260H200ZM225 258H226V260H225ZM196 259L200 262L195 263L197 261ZM256 260H257V262L259 261V264H264V256H263V259L259 260V258H257ZM234 261H236V262H234ZM238 264H240V263H238Z\"/></svg>","mask_w":264,"mask_h":264},{"label":"bare ground","instance_id":"bare-ground-1","mask_svg":"<svg viewBox=\"0 0 264 264\" xmlns=\"http://www.w3.org/2000/svg\"><path fill=\"white\" fill-rule=\"evenodd\" d=\"M2 1V0H1ZM6 1H8V0H6ZM10 1V0H9ZM14 1V0H13ZM25 1V0H24ZM33 1L34 2H36V3H33ZM78 0H76V2H77ZM81 1V0H80ZM87 1V0H86ZM136 1H138V2H140L141 0H136ZM243 0H241V1H239V3H237V2H232V3H230V4H225V3H221V2H219V1H213V0H204V2L203 3H200V5L195 9V12H191V13H186V15L188 16V17H193V16H195L194 15V13L196 14V16H197V18H198V16H200V15H202L203 17V20H205V22L207 21V23L206 24H208L209 25V23H208V21H213V22H217L218 23V21L220 22V20H221V23H222V21H228V23L232 20V19H238V18H241V17H243L244 15H247V17L248 16H256V18H255V20L256 19H258V13H261V11H263V9L261 10V9H259V10H257L258 9V7H257V9H256V11L257 12H255L254 10H253V12H255V13H253V12H251L250 13V10L248 9V7L247 6H249V4L248 5H245L244 3L245 2H242ZM247 1V0H246ZM3 2V1H2ZM2 2H1V4H2ZM22 2V1H21ZM31 2V1H30ZM82 2V1H81ZM189 2V0H170V1H168V2H163V1H160V0H158L156 3H154L152 6H154V8H155V11H154V13H156V17H161V19H162V16H163V18L165 17V15L167 16V14H169V15H171L172 13H175V11H176V13L175 14H177V15H179L177 12H178V10L179 11H185L186 9H187V3ZM253 2V1H252ZM251 2V3H252ZM255 2H256V0H255ZM255 2H253V3H255ZM259 2V1H258ZM257 2V3H258ZM4 3H5V1H4ZM3 3V4H4ZM12 3V2H11ZM10 3V4H11ZM19 3V2H18ZM25 3V2H24ZM2 4V5H3ZM5 4H7L8 6H11L9 3H5ZM14 4V3H13ZM23 4V3H22ZM31 4V3H30ZM47 4V3H46ZM140 4H142V5H144L145 3L143 2V0L141 1V3ZM262 4V3H261ZM16 5V4H15ZM27 5V4H26ZM74 5V4H73ZM81 5H83V4H81ZM253 5V4H252ZM259 5V4H258ZM30 6H36L35 7V13H36V15H37V17L39 16V18L38 19H40V17L43 15V12L40 10V9H38L37 8V6H38V0H32V5H30ZM52 7H53V5H51ZM78 5L76 4V7H77ZM86 6V5H85ZM255 6H257V5H255ZM3 7L5 8V10H6V8H7V6L5 7V5H3ZM13 7V5L11 6V8ZM47 7H50V6H48V4H47ZM81 7V6H80ZM86 7H88V6H86ZM263 7V6H262ZM10 7H8V9H11ZM27 8H28V6H27ZM252 8V7H251ZM256 8V7H255ZM3 9V8H2ZM14 9V8H13ZM25 9H26V7H25ZM30 9V8H29ZM50 9H51V7H50ZM80 9V8H79ZM82 9H83V7H82ZM87 9V8H86ZM248 9V10H247ZM31 10H33V8L31 9ZM90 10V9H89ZM252 10V9H251ZM1 11V10H0ZM13 10L11 9V12H12ZM27 11V10H26ZM30 11V10H29ZM34 11V10H33ZM52 12H53V9L51 10ZM80 11V10H79ZM81 11H83V10H81ZM80 11V12H81ZM85 11V10H84ZM5 12V11H4ZM3 11L2 12H0V16H2L1 18H3V13H4ZM10 12V10L7 12V13H9ZM10 12V13H11ZM42 12V13H41ZM46 12V11H45ZM50 12V11H49ZM185 12H187V11H185ZM184 12V13H185ZM264 12V11H263ZM7 13H5V15L4 16H6L7 15ZM10 13H9V15L8 16H10ZM15 13V12H14ZM27 13V12H26ZM180 13V12H179ZM77 14H79V13H77ZM84 14H85V12H84ZM83 14V15H84ZM181 14H183V13H180V17H183L184 16V14L183 15H181ZM193 14V15H192ZM255 14H258V15H255ZM262 14V13H261ZM46 15H48V14H46ZM45 15V16H46ZM44 16V17H45ZM85 16H87L86 14H85ZM171 16H175L176 18H177V16L176 15H174V14H172ZM170 16V17H171ZM7 17V16H6ZM32 17V16H31ZM43 17V18H44ZM89 17V16H88ZM133 17V16H132ZM136 17V16H135ZM133 18L132 20H134V27H139L138 26V22H140V23H142L141 22V20L139 19V18ZM168 17V16H167ZM167 17H165V19L167 18ZM9 18V17H8ZM33 18V17H32ZM46 18V17H45ZM49 18H50V16H49ZM84 18V17H83ZM102 19H103V17H101ZM101 18H100V20H101ZM176 18H172V19H174V21L175 22H179V23H183V22H181V20L180 21H177V20H179L178 18H177V20H175ZM201 18V17H200ZM252 19H254L253 17H251ZM34 19V18H33ZM36 19V18H35ZM47 19V18H46ZM52 19V18H51ZM106 19V18H105ZM104 19V20H105ZM164 19V20H165ZM168 19H170L169 17H168ZM188 19V18H187ZM199 19V18H198ZM251 19V20H252ZM28 20V19H27ZM45 20V19H44ZM86 20H87V18H86ZM194 20H195V18H194ZM193 20V21H194ZM202 20V22H201V25H202V23L204 22ZM218 20V21H217ZM249 20V19H248ZM247 20V21H248ZM37 21V20H36ZM42 21V20H41ZM46 21H48V20H46ZM50 21H52V20H50ZM85 21V20H84ZM106 21V20H105ZM143 21H145V20H143ZM186 21V20H185ZM242 21H244V20H242ZM44 22V21H43ZM56 22V21H55ZM132 22V21H131ZM187 22V21H186ZM195 22H197L198 23V20L197 21H195ZM194 22V23H195ZM224 22V23H225ZM252 22V21H251ZM261 22V21H260ZM263 22V21H262ZM105 23H107L108 24V22L106 21ZM145 23V22H144ZM179 23H175L176 25H178L179 26ZM193 23V24H194ZM200 23V22H199ZM238 23V22H237ZM253 23V22H252ZM187 24H189V22L187 23ZM191 24V23H190ZM192 24V25H193ZM205 24V23H204ZM205 24V25H206ZM50 25V24H49ZM55 25H56V23H55ZM89 25V24H88ZM133 25H132V27H133ZM181 25V24H180ZM195 25V24H194ZM200 24H198V25H195L196 27L197 26H199ZM215 26H216V24H214ZM228 25V24H227ZM259 25H261V24H259ZM38 26V25H37ZM90 26H92V25H90ZM183 26H184V24H183ZM190 26V25H189ZM188 26V28H190ZM224 26V25H223ZM238 26V25H237ZM246 26V25H245ZM253 26V25H252ZM51 27V26H50ZM49 27V28H50ZM179 27H182V26H179ZM178 27V28H179ZM187 27V26H186ZM192 27V26H191ZM195 27V28H196ZM214 27V26H213ZM220 28H221V26H219ZM218 26H217V28H219ZM226 28H227V26H225ZM228 27H230V26H228ZM232 27V26H231ZM234 27V26H233ZM256 27H257V25H256ZM201 28H202V26H201ZM205 28V27H204ZM223 28V27H222ZM59 29H60V27H59ZM180 29V28H179ZM187 29V28H186ZM198 29V28H197ZM206 29V28H205ZM209 29V28H208ZM53 30V29H52ZM113 30V29H112ZM115 31H116V29H114ZM182 30H184L185 31V29H183V28H181V31ZM216 30V29H215ZM218 30V29H217ZM224 30V29H223ZM63 31V30H62ZM99 31V30H98ZM205 31V30H204ZM211 31V30H210ZM49 32V31H48ZM118 31H116V33L114 32V31H111V33H114L113 34V36H114V39L117 41V42H120V43H118L121 47L120 48H122L121 50H120V52L122 53L123 52V54L125 55V53L127 54V55H130V56H137V55H139L140 54V52L139 51H144L145 50V52L147 53L148 51L143 47V43L141 42V39L143 38V36L142 35H138V34H134V33H129V32H127V33H129V35H126V34H124L125 32H123V33H121L120 31H119V33H117ZM201 32V31H200ZM206 32V31H205ZM208 32H209V30H208ZM99 33H101V31H99L98 32V34ZM104 33V32H103ZM121 33V34H120ZM110 34V33H109ZM264 34V33H263ZM204 35V34H203ZM206 35V34H205ZM112 36V37H113ZM258 36V35H257ZM260 36H262L263 37V35H260ZM254 38V37H253ZM255 38H257L256 36H255ZM260 38V37H259ZM21 39H22V36H21ZM17 40V39H16ZM19 40H20V38H19ZM115 40H114V42H112V44H117L116 42H115ZM149 40V39H148ZM147 40V41H148ZM252 40H254L255 41V43H256V40L255 39H245V41H243L242 42V40H240V42H235V43H238V45L236 44V46H233V44L232 43H229L228 42V44L229 45H227V43H219V44H214L216 47H214L216 50H211L210 48V46L211 45H208V47H206L205 45L203 46V48H202V46H201V48H199V50L200 49H202L201 51H206L207 52V54L209 53V54H211V53H213V51L214 52H216V53H213V55L215 54H217L220 58L218 59L217 57V60L218 61H220V59H222L221 57L223 56V58H227V56L229 55V54H226L225 52L228 50L229 51V49H231V47H228V46H231V44H232V48H235L236 49V51H237V53L236 54H233L231 51H232V49H231V51H230V54H232V56L234 55L235 57H234V60H235V58H236V55H237V57L239 56V57H241V59L244 57V56H246L245 58L247 59H243L244 61L246 60V61H250V63H251V60L250 59H248V55L247 54H249V51L250 50H248V48L254 43V41H253V43H252ZM18 41V40H17ZM222 41V40H221ZM224 41V40H223ZM230 41V40H229ZM261 41V40H260ZM20 42V41H19ZM105 42H108V40H106ZM110 42V41H109ZM231 42H233L234 43V41H231ZM240 43V44H239ZM257 43H258V41H257ZM117 44V45H118ZM226 44V45H225ZM107 45V44H106ZM109 45V44H108ZM225 45V46H224ZM235 45V44H234ZM264 45V44H263ZM145 46V45H144ZM213 46V45H212ZM223 46L224 47H228L226 50H225V52H223V50L221 51V49L223 48ZM253 46H256V45H253ZM252 46V47H253ZM7 47V46H6ZM5 47V48H6ZM163 47V46H162ZM205 47V48H204ZM210 47V48H209ZM58 48V47H57ZM119 48V49H120ZM143 48H144V50H143ZM147 48V47H146ZM164 48H166V47H163V49ZM213 48V47H212ZM254 48H256V47H254ZM64 49V48H63ZM118 49V48H117ZM162 49V50H163ZM250 49V48H249ZM257 50H258V52H259V49H260V47H259V49L258 48H256ZM58 50V49H57ZM138 50V51H137ZM220 50V51H219ZM59 51V50H58ZM119 51V50H118ZM195 51H198L197 49L195 50ZM209 51H211V52H209ZM218 51V52H217ZM227 51V52H228ZM235 51V52H236ZM256 51V50H255ZM254 51V53H258V52H255ZM70 52V51H69ZM116 53H117V50L115 51ZM138 52V53H137ZM143 53L146 57H147V55H149V53L146 55V53ZM154 52V51H153ZM192 52V51H191ZM191 52L189 53L190 54V56H188L187 55V57H186V60L184 61V62H186V65H184V66H190V67H192L191 66V64L193 65V67H196V66H198L199 67V69H200V65H198L200 62L202 63L203 61H201L200 60V58L201 59H203V52H202V54H200V53H197L198 55L200 54V55H202V57L201 56H197L198 57V64L196 65L195 63H196V61L194 62V64H195V66H194V64H193V62H189L190 60H192V59H194L195 57H196V55L194 54V52H193V55H195V56H193L192 54H191ZM222 52V54H220ZM67 53V52H66ZM119 53V52H118ZM219 53V54H218ZM229 53V52H228ZM253 52H251L250 53V55L253 57V55L256 57V54H254ZM259 53H261V52H259ZM63 54V53H62ZM68 54H70V53H68ZM71 54H72V52H71ZM70 54V55H71ZM120 54V53H119ZM122 54V55H123ZM137 54V55H136ZM151 54V53H150ZM153 54V53H152ZM152 54H151V56H152ZM253 54V55H252ZM4 55V54H3ZM69 55V56H70ZM143 55V56H144ZM215 55L213 56L214 58H215ZM222 55V56H221ZM225 55H227V56H225ZM249 55V57H251ZM23 56V55H22ZM61 56V55H60ZM139 56H142V55H139ZM193 56V57H192ZM209 57L211 56V55H208ZM207 56V57H208ZM232 56L231 55H229V57L228 58H231V60L229 59V60H225V59H222V60H225V62H224V64H222L223 62H222V60H221V62L222 63H220V65H219V63L217 62V60L215 61L214 60V58H212V60H214V62H216V63H214V62H212V60L210 59V58H208V59H210L211 60V63H212V66L211 67H213L214 68V70H215V68H216V70H218L219 68H220V66H222V65H224V66H226V67H228V68H230V66H232V65H230V64H228L227 63V65H226V61H228L229 63H231V64H233L232 62H230V61H232ZM62 57V56H61ZM64 57V56H63ZM68 57V56H67ZM74 57H75V55H74ZM197 57H196V60H197ZM200 57V58H199ZM206 56L204 55V58H205ZM206 57V58H207ZM251 57V58H252ZM254 57V58H255ZM42 58V57H41ZM71 58H72V55H71ZM187 58H188V61H187ZM206 58H205V60H206ZM227 58V59H228ZM38 59H40L39 57H38ZM43 59V58H42ZM73 59V58H72ZM74 59H76V58H74ZM238 59L239 58H237L236 60L238 61ZM44 60V59H43ZM233 60V61H234ZM236 60L234 61V62H236ZM243 60H241V62L242 63H244L245 65H246V63H248V62H244ZM35 61H37V59H35ZM67 61H69V60H67ZM193 61V60H192ZM34 62V61H33ZM33 62H32V64H33ZM44 62V61H43ZM43 62H42V64H43ZM46 62V61H45ZM181 62V61H180ZM183 62V63H184ZM187 62L188 63H190V64H188L187 65ZM239 63H241L240 62V60L238 61ZM237 62V63H238ZM262 62V61H261ZM36 63V62H35ZM40 63V62H39ZM38 63V64H39ZM77 63H78V61H77ZM87 63V62H86ZM85 63V64H86ZM207 63H210L209 62V60L207 61ZM218 63V64H217ZM241 63V64H242ZM41 64V63H40ZM42 64L39 66V69H40V67L42 66ZM241 64H236V65H233V66H236V67H239L240 69H241ZM243 64V65H244ZM249 64V63H248ZM253 64V63H252ZM259 64V63H258ZM257 64V65H258ZM44 65H45V63H44ZM47 65V64H46ZM45 65V66H46ZM203 65H205L204 63H203ZM208 65H210V64H208ZM219 65V66H218ZM230 65V66H229ZM254 65V64H253ZM33 66V65H32ZM36 66V65H35ZM38 66V65H37ZM177 66V65H176ZM180 66V65H179ZM224 66H223V68L222 69H224ZM241 66V67H240ZM256 66V65H255ZM172 67H174L175 69H177L178 68V66H177V68L175 67V66H172ZM181 68L183 67V66H180ZM179 67V70L180 71H184V70H181V68ZM210 67V66H209ZM209 67H205L204 69H208L209 71H210V69H212V68H209ZM225 67V71H227L228 69ZM31 68H33L34 69V67H31ZM43 68H44V66H43ZM42 68V69H43ZM46 68V69H45ZM44 69L47 71V69H50V68H47V66L45 67ZM84 68V67H83ZM161 68H162V66H161ZM169 68H171V67H169ZM168 68V69H169ZM203 68V67H202ZM232 68V67H231ZM254 68V67H253ZM28 69V68H27ZM41 69V70H42ZM92 69H94V68H92ZM92 69L90 70V74H91V71H92ZM175 69H172V71H174ZM183 69H184V67H183ZM190 69H195V68H190ZM190 69L188 68V70L190 71ZM198 69V68H197ZM196 70L197 72H200L201 70ZM204 69H202L203 71L202 72H205V74L206 75H209L210 73H212V71H213V69H212V71H210V73L208 74L207 73V71L208 70H205L204 71ZM234 69V68H233ZM236 69V68H235ZM256 69V68H255ZM44 70V71H45ZM51 70V69H50ZM95 70V69H94ZM163 70V69H162ZM171 70V69H170ZM26 71V70H25ZM29 71V70H28ZM32 71V73L35 71V69H34V71L33 70H31ZM30 71V72H31ZM37 71H38V69H37ZM152 71H154V70H152ZM166 71V70H165ZM171 71V73H169L170 71H166L167 73H165L164 71V84H165V90L167 91V92H165L164 91V93L163 92H161L160 91V93H157L156 92V94H154L153 95V93H152V95H150L149 93H146V92H144V91H142V92H140V94H145V95H147V96H145V98L148 100V98H149V100L148 101H150V99H151V101H154V102H157L156 100H158V98H160V96H162V95H165V93L167 94H172L173 96H169V97H173V99H175L177 96L179 97V95H180V97H181V99L183 98V100H184V94L185 93H187V95H191V93L189 94L188 92H185V90L184 89H186L187 88V90L189 89V87H187V86H190L191 87V84L189 83V82H191V81H189V82H187L188 81V79L190 78L188 75H189V73H191V72H189V73H185L186 75H184V78H187L186 80L185 79H182V77L183 76H181V79L182 80H185V81H182V84H179V82L181 81V79H178L177 81L175 80V78H174V76H176L177 75V72H176V75H175V73H173ZM180 71L178 72V73H180ZM219 71H221V69H219ZM231 71V70H230ZM237 71V70H236ZM236 71H234V72H236ZM240 71V70H239ZM242 71V70H241ZM42 73H43V71H41ZM48 73H49V71H47ZM47 72H44L45 74L47 73ZM51 72H52V70H51ZM50 72V73H51ZM84 72V71H83ZM95 72V71H94ZM99 72V71H98ZM151 72V71H150ZM150 72H148V73H150ZM158 72V71H157ZM161 72V71H160ZM175 72V71H174ZM197 72H193V73H196L197 74ZM201 72V73H202ZM214 72V71H213ZM223 72V71H222ZM238 72V71H237ZM27 73V72H26ZM41 73V74H42ZM48 73H47V75H48ZM49 73V74H50ZM85 73V72H84ZM84 73H81V75H82V77H83V74ZM97 73V72H96ZM169 73V74H168ZM173 73V74H172ZM214 73H217V74H219L218 72H214ZM213 73V74H214ZM224 73V72H223ZM241 73V72H240ZM263 73L264 72H262V74L261 73H259V75H257V76H255L252 80H248V84L250 85V84H252V86H253V84H254V87H255V85L256 84H258L257 85V87L259 86V84L263 81V79H264V76H263ZM36 74V73H35ZM40 74V75H41ZM73 74V73H72ZM71 73H70V75H72ZM76 74H78V77H81L79 74L80 73H76ZM88 74V73H87ZM90 74H89V76H90ZM100 74V73H99ZM98 74V75H99ZM162 74V73H161ZM205 74H203V75H205ZM213 74H210V75H212V76H210V78H209V76L207 77L206 75V77L207 78H209L208 80H212L211 82L212 83H209V85L210 86H212V84H215V82L216 81H218V80H214V75ZM227 73H224L223 75H226ZM229 74V73H228ZM230 74H231V72H230ZM261 74V75H260ZM23 75V74H22ZM27 75H29V73H27ZM37 75V74H36ZM39 75V74H38ZM54 75H55V73H54ZM53 75V76H54ZM70 75H69V77H70ZM92 75H95V74H91V76ZM126 75V74H125ZM159 75H160V73H159ZM162 75V76H163ZM181 75V74H180ZM179 74H178V76H180ZM191 75L193 76V74L191 73ZM195 75V74H194ZM232 75V74H231ZM238 75V74H237ZM52 76V73H51V75H50V77L52 78L53 77ZM65 76V75H64ZM73 76L75 77L76 75H75V73L73 74ZM73 76H71V77H73ZM85 76V75H84ZM124 76V75H123ZM127 76H128V74H127ZM161 76V75H160ZM205 76H202V77H204L205 78ZM214 76V77H213ZM227 76V75H226ZM239 76V75H238ZM61 77V76H60ZM70 77V78H71ZM81 77V78H82ZM88 77V76H87ZM124 77H126V76H124ZM189 77V78H188ZM196 77H197V75H196ZM196 77L194 76L191 80H193V79H195V81H197L196 80ZM241 77V76H240ZM20 78V77H19ZM48 78H49V76H48ZM57 78V77H56ZM64 78V77H63ZM76 78V77H75ZM86 78V77H85ZM84 77H83V79H82V81H85L86 79H85ZM126 78H128V77H126ZM130 78V77H129ZM178 78V77H177ZM176 78V79H177ZM197 78H199V77H197ZM201 78V77H200ZM200 78H199V80L198 81H200ZM217 77H215V79H216ZM221 78H224V76L223 77H221ZM234 78V77H233ZM15 79V78H14ZM18 79V78H17ZM45 79H46V76H45ZM50 79V78H49ZM67 79H68V77H67ZM66 79V80H67ZM72 79V78H71ZM131 79V78H130ZM203 79V78H202ZM201 79V80H202ZM226 79V78H225ZM33 80H34V78H33ZM37 80V79H36ZM63 80V79H62ZM65 80V79H64ZM64 80L61 82V80L60 81H57V82H60L62 85L61 86H63V83H64ZM69 80V79H68ZM73 80V79H72ZM72 80L71 81H69V82H72ZM124 80V79H123ZM132 80V79H131ZM131 80H129V81H131ZM223 80V79H222ZM74 81V80H73ZM81 81V79L79 80V82ZM87 81V83L86 84H89L88 83V80H86ZM125 81V80H124ZM134 81V80H133ZM133 81H131V82H133ZM179 81V82H178ZM194 80H193V82H194V84L195 83H197V82H195ZM203 81L205 82V84H206V79H204V80H202V82L200 81V83H198V85L200 86V87H203L202 85H204V83H203ZM214 81V82H213ZM224 81V80H223ZM13 82V81H12ZM11 82V83H12ZM15 82V81H14ZM66 82V81H65ZM68 82V83H69ZM74 82H76L77 83V81L75 80ZM74 82H72L71 84H72V86H73V83ZM89 82H91V81H89ZM93 83L94 82H96V80H93L92 81ZM114 82V81H113ZM112 82V83H113ZM188 84H190V85H187L186 86V88L184 87L185 85H186V83ZM193 82H191V83H193ZM209 82V81H208ZM226 81H224L223 83H225ZM229 82H230V80H229ZM251 82V83H250ZM60 83H59V85H60ZM67 82H66V84H68ZM76 83H75V85H76ZM93 83L92 84H90V85H92L93 86ZM100 83H102V82H99V83H96V85L97 84H100ZM111 83V82H110ZM181 83V82H180ZM185 83V84H184ZM217 83V82H216ZM220 83H222V82H220ZM239 83V82H238ZM264 83V82H263ZM263 83H261L260 85H261V87H263ZM17 84V83H16ZM31 84H33V83H31ZM58 84V83H57ZM56 84V85H57ZM80 84H83V83H80ZM79 84V85H80ZM85 84V83H84ZM86 84H85V86H86ZM95 84V83H94ZM193 84V85H194ZM200 84H202V85H200ZM39 85V84H38ZM53 85V84H52ZM52 85H50L51 87H52ZM55 85V86H56ZM59 85L57 86V89H59ZM65 85V84H64ZM74 85V86H75ZM79 85L77 86V88L79 87ZM96 85H94V87L96 86ZM101 85L103 86V84H100V86H97V87H101ZM105 85V84H104ZM197 84H196V87L195 86H193L195 89L197 88V91H200L199 89H198V86ZM218 85V83L217 84H215V86H214V88H216V89H218L217 87H219V86H217ZM222 85V84H221ZM248 85V89L249 88H252V87H250ZM40 86V85H39ZM60 86V87H61ZM67 85H65L64 87H66ZM69 86V88H70V84L68 85ZM68 86L65 88L66 90H67V88H68ZM82 86V85H81ZM108 86H109V84H108ZM198 86V87H197ZM206 86V85H205ZM212 86V87H213ZM217 86V87H216ZM224 86V85H223ZM223 86H221V87H223ZM235 86H237V84L236 85H234V87ZM50 87V88H51ZM76 87V86H75ZM89 88L91 87V86H88ZM97 87H95L94 89H93V87H91L92 89H93V91L97 88ZM114 85H113V88L111 87V85H110V88L112 89H110L109 87H107V85H106V87L105 88H109V90H110V92H108V95H106L105 97H103L102 95L100 96L99 94L100 93H107V89H106V92L103 90V88H102V92H96L97 93V95H99V96H97V98H99V100L103 97V99L102 100H100V103L99 104H102L103 103V105H104V107H105V104H106V102H105V104H104V99H106V98H109V97H112L113 96V99H110V100H108V101H111V100H113L112 102H108L107 104L109 105V104H111V106L109 105V108L111 107H113L114 106V104L116 105V104H118V106L120 105V109L122 108V110H120V111H123V106H121V101H119L121 98H120V96L118 95L117 96V92H121V91H119L118 89H116V92H114L113 91V89H114ZM193 87H192V89H189L190 91L191 90H193ZM199 87V88H200ZM257 87H255V88H257ZM260 87V86H259ZM258 87V88H259ZM261 87H260V89H261ZM53 88V87H52ZM55 88V87H54ZM68 88V89H69ZM72 88V87H71ZM82 88H86V87H82ZM89 88H88V90H89ZM116 88V87H115ZM182 88H184L183 89V91H182ZM204 88V87H203ZM247 88H244V89H247ZM255 88H253V91L255 90ZM257 88V89H258ZM30 89V88H29ZM57 89L55 90V91H57ZM61 89H63V87H61L60 88V91H61ZM65 89H63V91H65ZM75 89V88H74ZM74 89H73V92H74ZM81 89V88H80ZM78 90L77 91V94L75 95V96H78L79 94H78V92L79 91H81V90ZM207 91H209V93H206L205 95H207V94H209V95H211V91H210V88L208 89V83H207V86H206V88H205ZM205 89H202L201 91H203V90H205ZM213 89V88H212ZM223 89V88H222ZM222 89H219L220 90V93L218 92L219 90H216V93L218 92L219 93V96H222V94H223V97H225L224 96V94H227L226 93V89L224 90V92H223V90ZM256 89V90H257ZM264 89V88H263ZM39 90V89H38ZM51 91H52V89H50ZM49 90V91H50ZM87 90V89H86ZM108 90V91H109ZM118 90V91H117ZM186 90V91H187ZM205 90V91H206ZM214 90V89H213ZM222 90V91H221ZM251 90V89H250ZM47 91V90H46ZM50 91V93H52ZM71 91V92H70ZM70 91L69 90H67V92H68V94H70L69 96H68V94H67V96L65 95V92L63 93L62 91V99H63V96H65V98L66 97H69V99H67L68 101H69V103H67L64 99L63 100H61V97H60V101H59V104L60 103H64L65 102V107H67L66 105L68 104V105H70V107L73 105V107H72V109L74 108V106L76 107V106H79V104H77L76 102H77V100H76V102L74 101V98L73 97H75L74 96V93H72V90L70 89ZM97 91H99V89L97 90ZM101 91V90H100ZM197 91L196 90H193V92L195 93V94H197L198 95V93H200V92H198L197 93ZM229 91H231V90H229ZM244 91H246L247 92V90H243L242 91V93H244ZM249 91V90H248ZM253 91H251L252 93H254V95H257L258 93H260V90L259 91H256V93H255V91L253 92ZM48 92V91H47ZM47 92H45V93H47ZM84 92H86V91H84ZM83 92V93H84ZM88 92V91H87ZM86 92V93H87ZM128 92H130V91H128ZM185 92V93H184ZM192 92V93H193ZM228 92V91H227ZM234 92V91H233ZM236 92V91H235ZM246 92L244 93V95L246 94ZM56 93V92H55ZM57 93H59V90L57 91ZM86 93H85V95L84 94H82V95H84V96H86ZM124 93H127L126 91L124 92ZM138 94L137 95H139V92H137ZM193 93V94H194ZM213 93L215 94V95H217L216 93H215V91L214 92H212V96H213ZM248 93V92H247ZM252 93H249V94H252ZM60 94H59V96H60ZM64 94V95H63ZM94 94V93H93ZM93 94H91V95H93ZM121 94V93H120ZM167 94V95H168ZM179 94V95H178ZM192 94V95H193ZM228 94H229V92H228ZM45 95V94H44ZM46 95H48L47 97H51V98H55V97H57L56 95L55 96H53L54 95V93L53 94H46ZM58 95V94H57ZM82 95H80L81 97L80 98H83L84 100H86L85 98L86 97H83ZM175 95V96H174ZM177 95V96H176ZM187 95L185 96V98L187 97ZM200 95H202V94H200ZM200 95H198V96H200ZM209 95H207V96H209ZM239 96H241V97H243L242 95L243 94H238ZM253 95V94H252ZM253 95V96H254ZM71 96V97H70ZM88 96V95H87ZM125 96H129L128 95V93H127V95H125ZM131 96V95H130ZM133 96V95H132ZM144 96V95H143ZM183 96V97H182ZM188 96V100H189V98H191V99H193L192 98V96H190L189 97ZM194 96H196V95H194ZM193 96V97H194ZM203 96V97H202ZM201 96V98H203L204 99V97H205V99H206V97L207 96H204V95H202ZM218 96V95H217ZM218 96V97H219ZM231 97H232V94L230 95ZM230 96H228V97H230ZM234 96V95H233ZM236 96V95H235ZM234 96V97H235ZM258 96V95H257ZM49 97V98H50ZM92 97V96H91ZM93 97H96V94L95 95H93ZM136 96H134V98H135ZM164 97H166V96H164ZM168 97V98H169ZM176 98V99H180V97L179 98ZM211 97V96H210ZM215 98H216V96H214ZM213 97V98H214ZM227 97V96H226ZM227 97V98H228ZM236 97H238V96H236ZM245 97H247V94L245 95ZM249 97H251V95H249ZM249 97H247V98H249ZM256 97V96H255ZM50 98V99H51ZM125 98H128V99H131V98H129V97H125ZM124 98V99H125ZM139 98H141L140 96H139ZM163 98V97H162ZM194 98H197L198 99V97L196 96V97H194ZM201 98H199V99H201ZM208 98V97H207ZM214 98V99H215ZM222 98V97H221ZM233 98V97H232ZM246 98V99H247ZM46 99V98H45ZM50 99H48V100H50ZM59 99V98H58ZM83 99H81V100H83ZM94 99H96V98H94ZM94 99H92L91 98V103H93L95 100ZM145 99V101H147ZM153 99V100H152ZM156 99V100H155ZM175 99V100H176ZM190 99V100H191ZM196 99V100H197ZM198 99V100H199ZM242 99V98H241ZM245 98H244V100H246ZM254 99V98H253ZM43 100H44V98H43ZM54 100V99H53ZM88 100V99H87ZM93 100V101H92ZM98 100V101H99ZM132 100V99H131ZM136 100V99H135ZM167 100H170V98L169 99H167ZM175 100H173V101H175ZM188 100H187V102H188ZM195 100V99H194ZM206 100H208V99H206ZM222 100V99H221ZM224 100V99H223ZM234 101H235V99H233ZM56 101H58V100H56ZM78 101H80L79 99H78ZM101 101H103L102 103H101ZM128 101V100H127ZM126 101V102H127ZM136 101H138V100H136ZM141 101V100H140ZM143 101H144V98H143ZM144 101V103H146ZM163 101V100H162ZM165 101H166V98H165ZM172 103H173V101L172 100H170ZM169 101V102H170ZM211 101V100H210ZM227 101V100H226ZM238 101V100H237ZM241 101V100H240ZM46 102V101H45ZM51 103H54V102H52V100L50 101ZM85 102H87V101H85ZM89 102V101H88ZM124 102V101H123ZM122 102V103H123ZM126 102H124V103H126ZM130 102V101H129ZM160 102V101H159ZM158 102V103H159ZM168 102V101H167ZM168 102V103H169ZM175 102H177V101H175ZM197 102H201L202 103V100H200V101H193L192 100V103H194V104H196ZM211 102H215L214 100L213 101H211ZM233 102V101H232ZM231 102V103H232ZM46 103H49V101L48 102H46ZM56 104H58L57 102H55ZM54 103V104H55ZM82 103V102H81ZM123 103V104H124ZM149 103V102H148ZM147 103V104H148ZM186 103V102H185ZM228 103H230V100L228 101ZM230 103V104H231ZM249 103V102H248ZM251 103H252V101H251ZM39 104H42L41 102L39 103ZM44 104V103H43ZM53 104V105H54ZM85 104H87V103H85ZM84 104V102H83V105H85ZM97 104V103H96ZM98 104V105H99ZM127 104H129V103H127ZM153 104V103H152ZM155 104V103H154ZM157 104V103H156ZM155 104V105H156ZM162 104V103H161ZM169 104H171V103H169ZM190 101H189V104L188 105H185V106H189L190 107ZM203 104H204V102H203ZM202 104V105H203ZM207 104V103H206ZM233 104H234V102H233ZM242 104V103H241ZM46 105V104H45ZM63 105V104H62ZM89 105V108H91L92 107V105H93V107H94V105H95V103H93V104H87V106ZM91 105V106H90ZM103 105H101V106H103ZM124 105H126V104H124ZM145 105V104H144ZM149 106H150V104H148ZM198 105V104H197ZM220 105V104H219ZM245 105V104H244ZM243 105V107H246L247 105H245L244 106ZM46 106H48V104L46 105ZM57 105H55V107H56ZM118 106H116L115 108H117ZM127 106V108H129L128 107V105H126ZM132 106V105H131ZM140 106V105H139ZM162 106H163V104H162ZM182 106V105H181ZM206 106V105H205ZM235 106H236V104H235ZM241 106V105H240ZM42 108H43V105L41 106ZM45 107V106H44ZM49 107V106H48ZM51 107V106H50ZM50 107L48 108V109H50ZM53 107V106H52ZM51 107V109L53 110V109H57V108H52ZM61 107V104H60V106H59V108ZM80 107H82V106H80ZM96 107H97V105H96ZM100 107V106H99ZM125 107V106H124ZM136 107V106H135ZM189 107H188V109H189ZM191 107H192V105H191ZM196 107V106H195ZM198 107V106H197ZM208 107V106H207ZM229 107H231V106H229V104H226V102H225V105H223L222 106V108L223 109H227L228 108V112L230 113L231 111H232V109L230 108V110H229ZM250 107H251V105H250ZM61 108H63V106L61 107ZM60 108V109H61ZM69 108V107H68ZM106 108H108V107H106ZM106 108L103 110V112H105V110H106ZM110 108V109H111ZM114 108V109H115ZM126 108V107H125ZM124 108V110H126ZM157 108V107H156ZM175 108V107H174ZM187 108V107H186ZM193 108V107H192ZM201 108V107H200ZM241 108V107H240ZM248 108V107H247ZM45 109H47V107H45ZM66 109V108H65ZM76 109V108H75ZM74 109V110H75ZM79 109V108H78ZM77 109V110H78ZM83 109V108H82ZM86 109V108H85ZM109 109V110H110ZM130 109V108H129ZM150 109H151V106H150ZM150 109H148V110H150ZM165 109V108H164ZM176 109H178V108H176ZM204 109V108H203ZM213 109V108H212ZM50 111V110H47V111H50V113L52 112L54 115H55V117L57 116V115H59L61 118L63 117V116H61L60 114H58V112L56 111V112H54V110L53 111ZM67 110H69V109H67ZM67 110H64V112L65 111H67ZM87 110H88V107H87ZM91 110V112H92V109H90ZM89 110V111H90ZM115 110H118V109H115ZM137 110H138V108H137ZM152 110V109H151ZM154 110V109H153ZM158 110V109H157ZM193 110H195V109H189V110H187V111H190V113H192L191 111H193ZM241 111H242V109H240ZM61 111H63V110H61ZM60 111V112H61ZM70 111V110H69ZM89 111L88 112H86V113H89ZM97 111V110H96ZM99 111H101V110H99ZM132 111H133V109H132ZM181 111L183 112V111H185L184 109H181ZM203 111V110H202ZM220 111V110H219ZM222 111V110H221ZM221 111H220V113H221ZM227 111V110H226ZM225 111V112H226ZM238 111V110H237ZM63 112V114H66V113H64ZM77 112H79V111H77ZM91 112H90V115H87V116H85L84 118H83V116L85 115V113H83V116L81 115L82 113H76V115L75 116H77V118H78V114H80L81 116H82V119H81V117H80V115H79V117H80V119L84 122H82V124H85V122H87V123H91L92 125H93V127L95 128V129H97V130H95L96 132H90V130H92V127H90L91 129H87L86 130V132H88V133H93V134H89L88 135V133H83V132H85L84 131V129H86V124H85V126L83 125V126H81L82 127V132H75V134L76 135H78V136H80V137H82L84 140L86 139L87 141H91L92 139H96V140H92V142H90V143H92L91 144V146L89 145L88 146V151H86V153H91V154H93V152H102V153H100V157H106V155H105V153H104V156H102L103 155V149L105 148H103V146H108V145H110L111 143H112V141L114 140L113 138H116L115 139V141H116V143L117 142H119V138L117 139V136H115V135H118V134H120V133H117V134H115V132H114V136L112 137V135H108L109 136V138L111 137L112 138V140H110L111 141V143H110V141L108 140V142L110 143H108V142H106L105 141V143L107 144L108 143V145H106V144H104V142H103V145H100V144H98L97 145V143L95 144V142L97 141H99L100 140V138L102 137V134H104L105 132H108V129L111 127V125L109 124V122L108 121H106V123L108 124L107 126H109V128L107 127V129H106V127H104L103 128V123L105 122L104 120V122H102V120H101V122H99L100 120H98L97 122H93V120H91V119H95V117L98 115H96L95 117H93V114H94V110H93V113L91 114ZM98 112V111H97ZM107 112H108V109H107ZM107 112H106V115H107ZM112 112V111H111ZM108 113V115L110 114H112L111 116H113L112 118H118L119 119V117H114L116 114H114V112L113 113ZM130 112V111H129ZM128 112V113H129ZM151 113H153L152 111H150ZM69 113V112H68ZM100 113V112H99ZM102 113V112H101ZM127 112H125V114H126ZM184 113H186V112H184ZM188 113V112H187ZM190 113H188V116L190 115ZM194 113V112H193ZM192 113V114H193ZM211 113H213V112H211ZM210 113V114H211ZM215 113H216V111H215ZM214 113V114H215ZM223 113H224V111H223ZM222 113V114H223ZM227 113V112H226ZM225 113V114H226ZM228 113V115H230ZM234 113V112H233ZM52 114V115H53ZM57 114V115H56ZM62 114V115H63ZM73 114V113H72ZM103 115L105 114V113H102ZM102 114H101V116H102ZM122 114V113H121ZM132 114V113H131ZM140 114V113H139ZM235 114V113H234ZM237 114V113H236ZM235 114V115H236ZM117 115H118V112H117ZM134 114H132V116H133ZM147 115V114H146ZM163 115V114H162ZM194 115V114H193ZM192 115V116H193ZM196 115V114H195ZM202 115V114H201ZM205 115V114H204ZM221 115V114H220ZM66 116V115H65ZM74 116V115H73ZM91 116V117H90ZM105 116V115H104ZM110 116V117H111ZM118 116H121V120H122V115H120V113H119V115ZM126 116V115H125ZM124 116V117H125ZM138 117H139V115H137ZM144 116V115H143ZM152 116V115H151ZM178 116V115H177ZM197 116V115H196ZM222 116V115H221ZM220 116V117H221ZM227 116V115H226ZM226 116H224V117H226ZM55 117H53V118H55ZM59 117V118H60ZM109 117V116H108ZM137 117V118H138ZM150 117V116H149ZM148 117V118H149ZM200 117H203V116H200ZM199 117V118H200ZM233 117V116H232ZM58 118V117H57ZM98 118H100V117H98L97 116V119ZM103 118V117H102ZM128 118V117H127ZM126 117H125V119H124V125H123V127L121 128V126H122V122H123V120L122 121H120L122 124H121V126H120V129H123V128H125L126 127V125H129V124H132L133 122L130 120H128ZM130 118L132 119V118H136V117H131L130 116ZM129 118V119H130ZM191 118H193V117H191ZM191 118H190V120H191ZM195 118H198V117H195ZM194 118V119H195ZM198 118V119H199ZM209 118V117H208ZM219 118V117H218ZM229 118H231V116H229ZM79 119V120H80ZM96 119V120H97ZM101 119V118H100ZM109 120L110 121V119L109 118H106V120ZM139 119H141V118H139ZM139 119H138V121H139ZM172 119V118H171ZM183 119V118H182ZM212 119H213V117H212ZM226 119V118H225ZM56 120V119H55ZM60 120H62V119H60ZM78 120V121H79ZM80 120V121H81ZM90 120H91V122H90ZM95 120V121H96ZM113 120V119H112ZM112 120H111V122H112ZM126 120H128L127 121V123L128 124H125V121ZM196 120V121H195ZM195 120H193V122H194V124H198V123H196L197 122V119H195ZM203 120V119H202ZM205 120V119H204ZM221 120V119H220ZM57 121H59V119H57ZM56 121V122H57ZM173 121H175L174 119H173ZM208 121V120H207ZM226 121H228V120H226ZM61 122H63V121H61ZM115 122V121H114ZM116 122L118 123V124H120L117 120H116ZM115 122V123H116ZM130 122H132V123H130ZM143 122V121H142ZM149 122V121H148ZM169 122H170V119H169ZM169 122H168V124H169ZM176 122V121H175ZM189 122V121H188ZM192 122V123H193ZM204 122V121H203ZM212 122V121H211ZM228 122H230V121H228ZM232 122H233V119H232ZM58 123V122H57ZM79 123H81V122H79ZM78 123V124H79ZM94 123V124H93ZM100 123V124H99ZM115 124V126H116V128L118 127V124ZM145 123V122H144ZM163 123V122H162ZM171 123V122H170ZM191 123V122H190ZM201 123V122H200ZM231 123V122H230ZM102 124V125H101ZM114 124V123H113ZM186 124V123H185ZM204 124V123H203ZM212 124V123H211ZM210 124V125H211ZM213 124H215V123H213ZM66 125H69V124H66ZM81 125V124H80ZM89 125V124H88ZM133 125V124H132ZM143 125V124H142ZM146 125V124H145ZM158 125V124H157ZM156 125V127H158ZM172 125V124H171ZM184 125V124H183ZM75 126V125H74ZM74 126H72L73 128V130L76 128V126H77V124H76V126L74 127ZM79 126V125H78ZM102 126V127H101ZM131 126V125H130ZM165 126H167V124L166 125H164V127ZM169 126V125H168ZM189 126V125H188ZM198 126H199V124H198ZM201 126H202V124H201ZM206 126V125H205ZM205 126H204V128H205ZM85 127V128H84ZM88 127V126H87ZM97 127V128H96ZM133 127V126H132ZM135 127H137L138 128V126H135ZM135 127H134V129H135ZM139 127H140V125H139ZM147 127H148V124H147ZM153 127V129H154V126H152ZM152 127L150 126L149 128H147L146 129V126H144V128L147 130V133H150V132H148V129H152ZM161 128L163 127V125L162 126H160ZM170 127V126H169ZM172 127V126H171ZM174 127V126H173ZM180 127V126H179ZM200 127V126H199ZM199 127H196V128H199ZM211 127H212V125H211ZM22 128V127H21ZM24 126H23V130H24ZM69 128V127H68ZM79 128V127H78ZM84 128V129H83ZM113 127H111V129H112ZM129 127H127L126 129H128ZM143 128V127H142ZM168 128V127H167ZM195 128V129H196ZM216 128V127H215ZM220 128V127H219ZM261 128V127H260ZM70 129V128H69ZM72 129H70V130H72ZM102 129H103V131H102ZM110 129V130H111ZM115 129V128H114ZM130 130H131V128H129ZM138 129H140V128H138ZM138 129L135 131L136 133H137V131H138ZM150 129V131H153V130H151ZM157 129V128H156ZM163 129V128H162ZM187 129H189L190 130V128H187ZM248 129H249V127H248ZM19 131L18 132H20V133H16V135H19V136H16V137H19V142H20V144L19 145H23L22 147L21 146H19L18 148H16L15 149V151L13 150V151H10V150H8L6 147H3L2 146V144L0 143V162H1V164L2 163H7V164H9V165H11L13 168H15V166L17 165V162H20L16 167L17 168H19V169H17L16 168V170L17 171H20L21 169V171H22V173L21 174H23L24 175V172L26 171V170H28L29 172L31 171L30 169H32V167L31 166H28L29 164L30 165H32L33 164V161L32 162H29V161H31V160H27V159H30L31 158V152L33 153V152H35V150H34V146L35 147H37L38 148V150H37V154L40 152L41 153V151H39V147L40 148H43L42 147V143L41 142H39V140H40V137L38 138V137H34L35 139H34V141H30V142H23L25 139H26V137H25V135L26 134H28V133H25V132H22V131H20L21 129H18ZM26 130V129H25ZM73 130H72V132H73ZM77 130V128L74 130V131H76ZM78 130H81L80 128L78 129ZM89 130V131H88ZM94 130V129H93ZM116 130H119V127L116 129ZM115 130V131H116ZM125 130V129H124ZM130 130L128 131L129 132V134H130ZM141 130H143V129H141ZM155 130V129H154ZM168 130V129H167ZM172 130V129H171ZM170 130V132H172ZM173 130H175V129H173ZM200 130V129H199ZM206 130H208L207 128H206ZM213 130V129H212ZM66 131V130H65ZM105 131V132H104ZM120 131V130H119ZM132 131H133V128H132ZM131 131V132H132ZM196 131V130H195ZM194 131V132H195ZM214 131V130H213ZM71 132V131H70ZM102 132H104V133H102ZM134 132V131H133ZM134 132V133H135ZM140 132V131H139ZM157 132V131H156ZM165 132V131H164ZM173 132H175V131H173ZM178 132V131H177ZM187 132H188V130H187ZM190 132H191V130H190ZM199 132V131H198ZM205 132V131H204ZM207 132V131H206ZM262 132V131H261ZM78 133V134H77ZM80 133H82L81 135H80ZM110 134H111V131L109 132ZM162 133H163V131H162ZM181 133V132H180ZM182 133L184 134V132L182 131ZM201 133V132H200ZM32 134V133H31ZM74 134V133H73ZM86 134H87V136H89V137H86ZM105 134H107V133H105ZM126 134V133H125ZM125 134H121V136L123 135H125ZM131 134H133V133H131ZM164 134V133H163ZM171 134V133H170ZM179 134V133H178ZM182 134V135H183ZM186 134V133H185ZM188 134V133H187ZM199 134V133H198ZM203 134V133H202ZM126 135H128V134H126ZM125 135V136H126ZM151 135V133L149 134V136ZM165 135H166V133H165ZM174 135H177V133H175ZM210 135V134H209ZM246 135V134H245ZM34 136H36V135H34ZM77 136V137H78ZM105 136H107V135H105ZM119 136V135H118ZM124 136V138H126ZM129 136L130 135H128L127 137L129 138ZM132 136V135H131ZM130 136V137H131ZM143 136V135H142ZM142 136H141V139H142ZM146 136L147 137H149L148 136V134H146ZM152 136V135H151ZM150 136V137H151ZM161 136H162V134H161ZM166 136H168V135H166ZM170 136V135H169ZM169 136H168V138H169ZM178 136V135H177ZM176 136V137H177ZM181 136V134L179 135V137ZM183 136H185V135H183ZM187 136H189V135H187ZM186 136V137H187ZM203 136V135H202ZM103 137H104V135H103ZM175 137V138H176ZM179 137H177L176 139H178ZM182 137V136H181ZM79 138V137H78ZM108 138V139H109ZM140 138V137H139ZM139 138H136V141H138L137 139H139ZM143 138H146L145 137V135L143 136ZM161 138V137H160ZM174 138V137H173ZM193 138V137H192ZM99 139V140H98ZM102 139V138H101ZM107 139V138H106ZM122 139V141L124 140L123 139V137L122 138H120V140ZM134 139V138H133ZM147 139V138H146ZM152 139V138H151ZM158 138L156 137L155 138V140H157ZM166 139V138H165ZM79 140H80V138H79ZM140 140V139H139ZM144 140V139H143ZM168 140H170V139H168ZM180 140H181V138H180ZM188 140V139H187ZM256 140V139H255ZM103 141H104V139H103ZM122 141H120L121 143H120V146H121V144H122ZM124 141H126V140H124ZM131 141H133V140H131ZM130 141V142H131ZM136 141H133V143H135ZM171 141V140H170ZM169 141V142H170ZM182 141V140H181ZM181 141H179V142H181ZM193 141V140H192ZM197 141V140H196ZM210 141V140H209ZM39 142V143H38ZM77 142V141H76ZM80 142V141H79ZM82 143V145H83V141H81ZM94 142V143H93ZM100 142V141H99ZM98 142V143H99ZM145 142V141H144ZM143 141L141 142L142 144L144 143ZM177 142V141H176ZM184 142V141H183ZM207 142V141H206ZM218 142V141H217ZM28 143V144H27ZM37 143H38V145H37ZM72 143L74 144V142L72 141L71 143H70V145H72ZM78 143V142H77ZM76 143V144H77ZM87 143V142H86ZM101 144H102V142H100ZM115 142L113 141V143L112 144H114ZM126 143V145H127V141L125 142ZM125 143H124V145L123 146H125V147H127L126 145H125ZM139 143V142H138ZM167 142H165L164 144H166ZM173 143V142H172ZM175 143V142H174ZM85 144V143H84ZM95 144V145H94ZM129 144V143H128ZM145 144V143H144ZM143 144V145H144ZM147 144V143H146ZM145 144V145H146ZM158 144V143H157ZM184 144H186V143H184ZM184 144H182V142H181V145H183V146H185ZM190 144V143H189ZM201 144V143H200ZM44 145H46L45 143H44ZM67 145V144H66ZM65 145V146H66ZM75 145V144H74ZM73 145V146H74ZM82 145H81V147H82ZM131 145H133V144H131ZM140 145V144H139ZM144 145V146H145ZM172 145V144H171ZM170 145V146H171ZM73 146H66L67 148H66V155H68V154H70V156H72L73 154L72 153H70L74 148H73ZM79 146V147H78ZM85 146H86V144H85ZM93 146H95V147H93ZM115 146H118V145H115ZM141 146V145H140ZM144 146H142V147H144ZM150 146V145H149ZM152 146V145H151ZM167 146H168V143H167ZM175 147H177L176 145H174ZM187 146V145H186ZM204 146V145H203ZM45 147V146H44ZM69 147H71V148H69ZM81 147H80V145L78 144L77 145V147H76V149L77 150H79L78 148H80L81 149ZM156 147H157V145H156ZM161 147V146H160ZM164 147V146H163ZM166 147V146H165ZM164 147V148H165ZM173 147V146H172ZM191 147V146H190ZM202 147V146H201ZM213 147H214V145H213ZM46 149H47V147H45ZM109 147H107L106 149H108ZM112 148H113V146H112ZM117 148V147H116ZM123 148V147H122ZM148 148V147H147ZM146 148V150H148L149 151V149H147ZM181 148V147H180ZM193 148V147H192ZM36 149V148H35ZM82 149H84V148H82ZM79 150L78 152H79V155H83V153L81 154V151H83V150ZM86 149V148H85ZM85 149H84V151H85ZM105 149V150H106ZM111 149V148H110ZM118 149H120V148H118ZM117 149V150H118ZM141 149V148H140ZM140 149H139V147L136 145L135 147H134V145L132 146V147H130L129 149H126L125 151H122V152H116V151H112V149L110 150L111 151V153H114V152H116V154L114 155L115 157V161L119 164V166L117 165V163L113 160V161H111L110 159V161H111V163L113 162V167L110 165L109 167L111 168L110 170H108L107 168H109V167H107V168H105L106 167V165L109 163H106V162H104V163H106V164H102V165H105V167L104 168H98V169H95V167H99L100 165H101V163H100V165L98 166H95L97 163H95L96 161H101V160H106V161H109L108 160V158H105V159H101L100 157H98V155H95L96 154V152H95V154H93V156H94V160L92 159V161L95 163V165L93 164V168L92 167H87V165H88V163L87 162H85V161H87V160H84V157L82 158L83 160H84V163L85 164H83V160L81 159V158H79V160L80 161H82V162H78L79 160H76L75 158H76V156L75 157H73V159H75L76 160V163H75V160H73V162L75 163V164H68L69 163V161H66V159L65 160H62V161H60L59 159H57L58 157H60V156H55L56 157V159H54L53 157L50 159H48L45 155H47L46 153H45V155L43 154V153H41V154H43V155H41L40 153L38 154V156H44V158L46 157V159H44V161H43V163L42 164H40V161H41V157H39V158H37V156H34V154H32L34 157H36L34 160H35V162H34V165H32V166H35L37 169H33V172L34 173H32V172H28L27 173V171L25 172V175L26 174H29L28 176L29 177H32L33 178V180H36L35 182V187H36V189H37V191L38 192H40V193H42V194H44L45 196H47V197H43V196H41V195H38V192H37V194L36 193H34V192H29V191H27L26 189L24 190L23 189V187H21L22 189H20V190H22L20 193V195L17 197V195H16V199L17 198H19V202H21L25 207H26V209L28 210V211H30V212H32V213H35V214H37L40 218H42V219H45V220H47V222L48 223H43V224H45L46 226H47V228H49V231L50 232H52L53 231V229H56L57 230V228L58 229H60V230H62V232L64 231L67 235H68V237L66 238V239H60V238H53V236L51 237V236H48V235H45L44 233H43V231L40 229L39 230V228H31L30 227V229L29 228H27V229H22V230H24V234H22L23 236H24V238L26 239L27 238V236L29 237L30 236V234H33V233H38L39 235H40V238H41V240H36V239H27L26 241H28L30 244H35V243H37V242H40V243H42V244H46L48 247H50V253H54L55 255L57 254V253H65L67 250H71V251H74V253H77V254H81L82 253V251L80 252V251H78V247H76L73 243H72V238H75V237H77V238H81V236H90V235H95V233H97L98 231H100L101 229H105V228H114V227H117V225L119 224V223H127V222H130V221H132V220H134L136 217L137 218H140L141 220H143V217H145V213L144 212H142L141 210L143 209V210H145V212H147V209H149L148 207L151 205V206H153L154 204H151L150 202L152 201V203H154L155 201H156V199H159V198H156L155 199V197L157 196L158 197V195H157V192H158V190L160 189V188H158V190H157V192H155L154 193V195L156 194V196L154 197L152 194H150V195H152L151 197H150V195H149V198L151 199L152 198V200L150 201V199L148 198V196L147 197H143L142 199L143 200H145L146 198H148V200H145V201H143L142 199V201H143V204L146 206V208H145V206L144 205H142L143 207H142V209L141 210H139L138 208H140L141 206H139L140 204H139V202L141 203L142 201H140V200H135V201H137V202H135V203H137V205H135V203H134V198H135V196L137 195V193L138 192H140L139 191V187H137L134 183H138V182H134V181H136L135 179H133L134 177L136 178V179H138V180H140L141 178H142V180H143V178H145V179H148V182H147V180H146V182H147V184L149 183L150 184V181H152V183L154 182L155 183V181L158 179V177H161V176H158V175H156V174H152V172L153 171H156L154 168V170L153 171H148V169L147 170H144V169H146L147 168V166L149 165H147V163L146 164H142V165H144V167H145V165H147L145 168H142V167H137V166H135L134 164H137V165H139V166H142L141 165V161H140V159L141 160H143L142 158H144L146 155H147V153L148 152H146V155H144L142 158H141V156H142V154H141V152L143 151L142 149V151L140 152ZM144 149V148H143ZM166 149V148H165ZM176 149V148H175ZM179 149V148H178ZM181 149H185V147H183V148H181ZM181 149H180V151H181ZM32 150H34V151H32ZM44 150V149H43ZM62 150V149H61ZM93 150H95V151H93ZM114 150H116V149H114ZM158 150H160V149H158ZM157 150V151H158ZM174 150V149H173ZM189 150V149H188ZM194 150V149H193ZM200 150V149H199ZM22 151V152H21ZM39 151V152H38ZM48 151V150H47ZM75 151V149L73 150V153H75L74 152ZM93 151V152H92ZM151 151V150H150ZM149 151V152H150ZM157 151H153V153H156ZM161 151V150H160ZM165 151V150H164ZM172 151V150H171ZM175 151V150H174ZM179 151V150H178ZM183 151V150H182ZM195 151V150H194ZM205 151V150H204ZM209 151V150H208ZM64 152H65V148H64ZM68 152V153H67ZM77 152V151H76ZM78 152H77V154H78ZM152 152V151H151ZM159 152V151H158ZM198 152V151H197ZM85 152H84V155L83 156H85L86 158L87 157H90L89 156V154H88V156H86L87 154H86ZM98 153V154H99ZM110 153V157H111V154ZM144 153V152H143ZM159 153H161V152H159ZM171 153V152H170ZM176 153V152H175ZM175 153H172V154H174V156L176 155ZM181 153V152H180ZM185 153V152H184ZM189 153V152H188ZM192 153V152H191ZM51 154V153H50ZM49 154V155H50ZM54 154V153H53ZM86 154V155H85ZM166 154V153H165ZM164 154V155H165ZM169 154V153H168ZM167 154V155H168ZM216 154V153H215ZM30 155V156H29ZM36 155V154H35ZM48 155V156H49ZM63 155V154H62ZM74 155H76V154H74ZM156 155V154H155ZM154 155V156H155ZM166 155V156H167ZM170 155V154H169ZM179 155V154H178ZM192 155V154H191ZM203 155V154H202ZM201 155V156H202ZM211 155V154H210ZM51 156V155H50ZM92 156V155H91ZM97 156V157H96ZM148 156V155H147ZM146 156V158L145 159H147L148 157ZM162 156V155H161ZM173 156V155H172ZM174 156H173V158H174ZM177 156V155H176ZM185 156V155H184ZM186 156H188L187 154H186ZM200 156V155H199ZM28 157H30V158H28ZM33 157V158H34ZM63 157H64V155H63ZM65 157H67V156H65ZM158 157H159V155H158ZM178 157V156H177ZM177 157H175V159L177 158ZM180 157H181V155H180ZM183 157V156H182ZM191 157V156H190ZM216 157V156H215ZM214 157V158H215ZM219 156H217V158H218ZM27 158V159H26ZM33 158H31V159H33ZM43 158V157H42ZM68 158V157H67ZM149 158H152V159H155L156 157H149ZM163 158V157H162ZM165 158V157H164ZM166 158H168V157H166ZM187 158V157H186ZM194 158V157H193ZM207 158L209 159V157L207 156ZM37 159H39L40 161L38 162V160ZM69 159H72V157L71 158H69ZM78 159V158H77ZM100 159V160H99ZM144 159V160H145ZM180 159V158H179ZM198 159V158H197ZM205 159V158H204ZM25 160H27V163H28V165H26V161ZM36 160H37V162L39 163H37L36 162ZM43 160V159H42ZM46 160V161H45ZM49 160V161H48ZM53 160H55V162L53 161ZM96 160V161H95ZM149 160V159H148ZM147 160V161H148ZM160 160H162V159H160ZM164 160V159H163ZM169 160V159H168ZM181 160V159H180ZM215 160V159H214ZM225 160H227V158L225 159ZM7 161V162H6ZM183 161V160H182ZM200 161V160H199ZM212 161V160H211ZM25 162V163H24ZM44 162H46V163H44ZM68 162V163H67ZM88 162H90V161H88ZM134 162V163H133ZM145 162V161H144ZM171 162H173V163H177V162H174L173 160L171 161ZM37 163V164H36ZM87 163V164H86ZM99 163V162H98ZM110 163V164H111ZM116 163V164H115ZM140 163V164H139ZM148 163H151V162H148ZM158 163V162H157ZM156 163V165L158 166V164ZM179 164H180V162H178ZM177 163V164H178ZM195 163H196V161H195ZM3 164V165H4ZM57 164H59V167L58 168H56L55 166H57ZM83 164V165H82ZM90 164H92V163H90ZM90 164H89V166H90ZM117 165V166H115V165ZM152 164V163H151ZM161 164H163L162 162H161ZM169 164V163H168ZM167 164V165H168ZM191 164V163H190ZM6 165V164H5ZM4 165V166H5ZM24 165H26L25 167H27L28 166V169L26 168H24L23 166ZM101 165V167H103ZM109 165V164H108ZM155 165V166H156ZM183 165V164H182ZM192 165H194L193 163H192ZM216 165H218V164H216ZM95 166V167H94ZM164 167H161L162 169L163 168H165V164L163 165ZM180 166V165H179ZM224 166V165H223ZM230 166V165H229ZM234 166V165H233ZM6 168H8V165L7 166H5ZM10 167V166H9ZM31 167V168H30ZM35 167H33V168H35ZM134 167H136V169L134 168ZM150 166H148V168H149ZM166 167H168V168H172L173 169V167H175V166H173V164H170V167L169 166H166ZM188 167V166H187ZM222 167V166H221ZM3 168V167H2ZM11 168V167H10ZM12 168V169H13ZM25 170H24V169ZM134 168V169H133ZM151 168V167H150ZM161 168H160V170H161ZM192 168V167H191ZM12 169H10L11 171H12ZM104 169V170H103ZM106 169V170H105ZM127 169V170H126ZM128 169H133L134 171L135 170H137V169H139V171L141 172L142 170V172H141V175H140V177H137V176H139V175H137V174H139V173H137V174H135L136 172H138V171H136V172H134V171H132L131 170V172L133 173V174H135V176L132 174V179H133V181L132 182H134L133 184L134 185H131L132 184V182H131V180H130V178H128V176H130L131 174L130 173H128L129 171H128ZM157 169V168H156ZM167 169V168H166ZM165 169V171H167V172H170L171 173V170H169V169H167L166 170ZM183 170L185 169V168H182ZM222 169V168H221ZM227 169V168H226ZM9 170V171H10ZM159 170V169H158ZM182 170V171H183ZM224 170V169H223ZM230 170V169H229ZM14 171V170H13ZM20 171V172H21ZM24 171V172H23ZM126 171H127V173L129 174L126 178L124 177L125 175H127L126 174ZM181 171V170H180ZM187 171V170H186ZM190 171V170H189ZM192 171V170H191ZM125 174H124V173ZM149 172H151V174L149 173ZM167 172H164L163 170H162V174L164 173H167ZM184 172V171H183ZM182 172V173H183ZM214 172H215V170H214ZM219 172V171H218ZM1 173V172H0ZM14 173V172H13ZM12 173V174H13ZM16 174L15 175H19L21 178H22V180L23 181H27V179L25 178V177H28L27 175L23 178L21 175H20V173H17V172H15ZM32 173V174H31ZM150 175H149V174ZM153 173H155V172H153ZM159 173V172H158ZM170 173H167L166 175L168 176ZM177 173H178V171H177ZM176 173V174H177ZM187 173V172H186ZM186 173L184 174V176L186 175ZM117 174V175H116ZM124 174V178L122 177V175ZM179 174V173H178ZM192 173H190V175H191ZM216 174L217 173H215V176H216ZM220 174V173H219ZM14 175V174H13ZM121 175V176H120ZM137 175V176H136ZM173 175V174H172ZM4 176H6V177H8V178H10L9 177V174H6V175H4ZM3 176V179L4 178H6V177H4ZM11 176V175H10ZM170 176V175H169ZM179 176V175H178ZM182 175H181V173H180V178L182 179L183 177H181ZM187 176H188V174H187ZM214 176V177H215ZM171 177V176H170ZM186 177V176H185ZM189 177V176H188ZM187 177V178H188ZM223 177V176H222ZM32 178H30L31 179V181H32ZM175 178V180H176V177H174ZM179 178V177H178ZM178 178H177V180H178ZM179 178V179H180ZM218 178H219V176H218ZM2 179V181H7V178L6 179H4L3 180ZM11 179V178H10ZM145 179L143 180V181H145ZM167 179H172L173 180V176L171 177V178H167ZM165 180V179H163L164 180V182H166V181H168V180ZM189 179H190V177H189ZM206 179V178H205ZM220 179V178H219ZM218 179V180H219ZM126 180H128L131 184V186L129 185V186H126V183L128 182H126ZM142 180H141V182H142ZM155 180V181H154ZM188 180V179H187ZM186 180V181H187ZM191 180V179H190ZM2 181H0L1 183H2ZM8 181H9V179H8ZM25 181V182H26ZM31 181H29L30 183H31ZM160 181V180H159ZM158 181V182H159ZM170 181V180H169ZM174 181V180H173ZM181 182L180 183H183L182 181L183 180H180ZM184 181H185V179H184ZM213 177H209L207 180H206V183H207V185L206 184H204V185H206L207 186V189H208V187H210V186H212L214 183H213ZM11 182V181H10ZM122 182H126L125 184H123ZM128 182V183H129ZM140 182V181H139ZM145 182V183H146ZM161 182H162V180H161ZM161 182H159V184L161 183ZM171 182V181H170ZM169 182V183H170ZM178 182H179V180H178ZM4 183V184H3ZM1 185L3 186V188H6V186H7V184H11V183H6V182H3ZM5 183H6V185H5ZM16 183H18L17 181H16ZM16 183H14V188L15 189H17L18 187H19V184H18V186H17V188L15 187V185H17ZM29 183V184H30ZM127 183V184H128ZM144 183V182H143ZM142 183V184H143ZM144 183V184H145ZM163 183V182H162ZM161 183V184H162ZM171 183H173V182H171ZM204 183H205V181H204ZM213 183V184H212ZM121 184V185H120ZM144 184L143 185H141V184H139L138 186H143L144 187ZM148 184V186H150ZM158 183L156 182L155 183V185H157ZM164 184V183H163ZM162 184V185H163ZM166 184H168V182L166 183ZM184 184H185V182H184ZM222 184V183H221ZM0 185V186H1ZM28 185V184H27ZM125 185V186H124ZM146 185V184H145ZM153 186H154V184H152ZM165 185V184H164ZM171 185H173V184H171ZM183 185V184H182ZM181 185V186H182ZM1 186V187H2ZM11 186H12V184H11ZM20 186H22V185H20ZM24 186V185H23ZM147 186V185H146ZM147 186V187H148ZM158 187H160L159 185H157ZM156 186V187H157ZM185 186V185H184ZM0 187V190L2 189ZM142 187V188H143ZM146 187V189H148L149 191L152 189L153 190V188L155 187H153V188H151V189H149V187L147 188ZM155 187V188H156ZM166 187V186H165ZM165 187H164V189H165ZM173 187H175V186H173ZM178 187V186H177ZM205 187V186H204ZM9 188L11 189V187L9 186ZM169 188V187H168ZM212 188V187H211ZM215 187L213 186V189H214ZM10 189L8 190V188L7 189H2L5 193L6 192H9L10 194H5V193H3V194H5L8 198H10V199H14V197H15V195H11V192H10ZM19 189V188H18ZM122 189V190H121ZM140 189H141V187H140ZM145 189V188H144ZM141 190V191H143V192H140V193H142V195L145 193V191H148V190ZM190 189V188H189ZM8 190V191H7ZM151 190V191H152ZM155 190V189H154ZM166 190V189H165ZM2 191V192H3ZM11 191H12V189H11ZM34 191V190H33ZM162 191V190H161ZM167 191V190H166ZM188 191V190H187ZM163 192H165V191H163ZM186 192V191H185ZM193 192V191H192ZM14 193V192H13ZM17 193H19V192H17ZM158 194L160 195V190H159V192H158ZM185 194H187V193H184L183 195H185ZM2 195V194H1ZM67 195H69V197H71L72 199H74V200H76L77 202H79L78 203V205L75 207L76 209H73V210H69V209H66V208H64V207H62L61 205H59V204H56L55 202H54V200H50L51 198H53V197H66ZM138 195H140V194H138ZM138 195L136 196V197H138ZM148 195V194H147ZM4 196V195H3ZM5 196V197H6ZM165 196V195H164ZM186 196V195H185ZM190 196V195H189ZM187 197V196H186ZM7 198V199H8ZM47 198H49V199H47ZM165 198V197H164ZM10 199H8L9 201H10ZM15 199V200H16ZM154 199H155V201H154ZM14 200V201H15ZM18 200V199H17ZM245 200V199H244ZM13 202V201H12ZM149 204H148V203ZM147 203V204H146ZM156 203V202H155ZM157 203H158V201H157ZM142 204V203H141ZM75 205H76V203H75ZM147 205H149V206H147ZM156 205V204H155ZM68 206L70 207L71 205H69L68 204ZM157 206H158V204H157ZM238 206H240V204H238ZM242 206V205H241ZM159 209V208H158ZM262 211V210H261ZM171 212V211H170ZM247 212V211H246ZM260 212V211H259ZM236 213V212H235ZM249 213V212H248ZM248 213H245V212H239L238 214H236V216L238 217V220H237V222L239 221V219L241 220V219H243V221L244 220H246L247 221V226L248 227H245L244 226V229L241 231V232H246V233H248V234H250V237L252 236V238H254V240L252 241V243L251 242H249V241H247V242H249V246H248V244L246 245V244H244L243 243V241H241V243H240V241H238L237 239H242V238H240V237H238V235H234L236 238H229V240H227L228 241V243L230 242L231 244L233 243V246H228V248H229V250L230 251H226L225 249L223 250V252L225 251L226 252V255L225 256H227V260L228 259H230L231 260V257H232V253L234 252V251H236V254H237V259H236V261H238V263H240V264H259V261L257 262V258H259V260H261V259H263V254H261L260 252H258V250L259 251H261V250H264L263 248H264V234L262 235V232L264 231V226H263V230L261 229V227L262 226H260V229L262 230V232L261 231H259L258 230V227L256 226V224H255V226L257 227V230H256V227H255V230H252L251 228L254 226V222H252L253 221V218L251 219V217L253 216L251 213V217H250V214H248ZM263 215H264V213H263V211L261 212ZM211 214V213H210ZM255 215V214H254ZM223 216V215H222ZM221 216V218L218 216V218L219 219H222L223 217ZM225 216V215H224ZM229 216H231V217H234L235 215L233 214V215H229ZM260 216V215H259ZM217 217V216H216ZM226 217H227V215H226ZM225 217V218H226ZM262 217V216H261ZM213 218V217H212ZM225 218H224V224H225ZM228 218H230V217H227V219ZM234 218H236V217H234ZM233 218V219H234ZM258 218V217H257ZM256 218V219H257ZM215 219V218H214ZM255 219V218H254ZM259 219V218H258ZM260 219H262V218H260ZM213 220V219H212ZM230 220H231V218H230ZM236 220V219H235ZM264 220V219H263ZM262 220V221H263ZM183 221H185V220H183ZM183 221H182V223H183ZM199 221V220H198ZM214 221V220H213ZM216 221V220H215ZM214 221V222H215ZM227 221V220H226ZM232 222H234L233 220H231ZM230 221V223H232ZM217 222V221H216ZM215 222V223H216ZM223 222V221H222ZM229 222V221H228ZM242 222V221H241ZM258 222H259V220H258ZM257 222V223H258ZM264 222V221H263ZM227 223V222H226ZM31 224H32V222H31ZM194 224V223H193ZM220 224H222L221 222H219V225ZM224 224H222L223 226H224ZM241 224V223H240ZM238 225V227L239 226H241V225ZM36 225V224H35ZM140 225H141V223H140ZM183 225V224H182ZM197 224H195V226H196ZM222 225H220V226H222ZM244 225H246L245 224V222H244ZM194 226V225H193ZM194 226V227H195ZM217 226V225H216ZM221 227V228H228L229 227V229L231 230L232 229V227H233V234L236 232V231H238L236 228L234 229V226H229V224H228V226L225 224V227ZM204 227V226H203ZM202 227V228H203ZM208 227V226H207ZM210 227V226H209ZM208 227V228H209ZM212 227H214V226H212ZM217 227H219V226H217ZM141 228L142 227H140L139 226V224L131 231V232H129V234L126 236V237H124V238H122V239H118V245H115V246H117V247H115L116 249H115V251L113 252V253H106V257H105V261H107V262H109V263H111V264H116L117 262H119L120 261V259H121V257H123V256H125V254H128L129 252H131V250H132V248H134V247H136L135 245H137V244H139V242H140V240H141V238H140V236H139V234H140V230H141ZM200 226H199V230H200ZM202 228H201V230H202ZM207 228V229H208ZM214 228H216V227H214ZM241 228V227H240ZM246 228V229H245ZM193 229V228H192ZM206 229V228H205ZM205 229L204 230H202V231H204V235H206V236H204V235H202V236H204V238L206 237V241H207V243L209 244V243H211V241L212 242H217L218 243V245H219V241H221L220 239L222 238L221 236H217L218 237V239L217 240H219V241H217L216 240V237H212V233L211 232H209L207 229V231H205ZM210 229V228H209ZM220 229V228H219ZM218 229V230H219ZM239 229V228H238ZM214 230V229H213ZM236 230V231H235ZM194 231V230H193ZM216 231V230H215ZM224 231V230H223ZM226 231H229L228 229H226ZM226 231H224V232H226ZM235 231V232H234ZM197 232V231H196ZM223 232V233H224ZM239 232V231H238ZM238 232H236V233H238ZM195 233V232H194ZM199 233V232H198ZM200 233H202V232H200ZM214 233V232H213ZM215 233H218L217 231L215 232ZM215 233H214V235H215ZM220 233H222V231L220 232ZM219 233V234H220ZM235 233V234H236ZM52 234V233H51ZM182 234H183V232H182ZM229 234V233H228ZM227 234V235H228ZM231 234V233H230ZM229 234V235H230ZM233 234H232V237H233ZM240 234V233H239ZM243 233H241V235H242ZM37 235V234H36ZM195 235H198V234H195ZM218 235V234H217ZM246 235V234H245ZM181 236H183V235H181ZM191 236H193V235H191ZM243 236V235H242ZM241 236V237H242ZM185 237H186V235H185ZM189 237V236H188ZM194 237V236H193ZM199 237V236H198ZM219 237H221V238H219ZM231 237V236H230ZM244 237V236H243ZM201 238H203V237H201ZM127 240L126 242H128V245H127V243L124 241V240ZM183 239H185V238H183ZM183 239H180V241L181 240H183ZM186 239H188V238H186ZM191 239H192V237H191ZM195 239V240H194ZM225 239V238H224ZM223 239V240H224ZM237 241H236V240ZM189 242L191 241L190 240V237H189ZM202 240H204L205 241V239H200V238H197V236H195V238H193V240H192V243H195V252H196V255H198L199 254V252H198V248L199 249H202V248H200V243H201V245H203V247H205V243H206V241L204 242V244H202ZM213 240H216V241H213ZM244 240V239H243ZM247 240H249V239H247ZM195 241V242H194ZM125 242V243H124ZM188 242V241H187ZM188 242V243H189ZM222 242H224V241H222ZM238 242V243H237ZM39 243V244H40ZM75 243V242H74ZM180 243H182V242H180ZM183 243H184V241H183ZM192 243H191V246H192V250H193V245H192ZM227 243V242H226ZM229 243V244H230ZM84 244V243H83ZM186 244V243H185ZM207 244V245H208ZM220 244H221V242H220ZM223 244V243H222ZM187 245H189V244H187ZM217 245V244H216ZM224 245V244H223ZM184 246V245H183ZM197 246H199V247H197ZM31 247V246H30ZM210 247V246H209ZM217 246H215L214 245V247L213 248H216ZM29 248V247H28ZM232 248L234 249V250H232ZM182 249H183V247H182ZM205 249V251H206V249H207V247L206 248H204ZM203 249V250H204ZM210 250H211V247L209 248ZM217 249H219V248H217ZM226 249H227V247H226ZM183 250H185V249H183ZM212 250H214V249H212ZM233 252H232V251ZM71 251H70V253H71ZM190 251H191V249H190ZM202 251V250H201ZM200 251V252H201ZM221 251V250H220ZM49 252V251H48ZM183 252V251H182ZM192 252V251H191ZM195 252L193 251V253H194V255H195ZM204 251H202L201 253H203ZM262 252V251H261ZM50 253H48V254H50ZM187 253V252H186ZM185 253V254H186ZM208 253H209V251H208ZM216 253V252H215ZM191 254V253H190ZM204 254H206V253H204ZM213 254V253H212ZM212 254H211V256H212ZM217 254V253H216ZM220 254V253H219ZM228 254L230 255L231 254V257L230 258H228ZM233 254H235V252L233 253ZM201 255V254H200ZM203 255V254H202ZM207 255H209V254H206V256ZM213 256H215V254H213ZM212 256V257H213ZM234 256V255H233ZM236 256V255H235ZM234 256V257H235ZM191 257V256H190ZM193 257V256H192ZM204 257V255L202 256V258ZM208 258H206L207 259V261L209 262V264H213L212 263V261L210 260L211 259V257H210V255L209 256H207ZM219 257H221V256H219ZM233 257V258H234ZM194 258V257H193ZM195 258H198L197 256L195 257ZM200 258V260H203V262H204V259H201V257H199ZM224 258V257H223ZM220 259V258H219ZM197 260V259H196ZM213 260V259H212ZM216 260V259H215ZM214 260V261H215ZM221 260V259H220ZM225 260H226V258H225ZM235 260V259H234ZM256 260V261H255ZM236 261H234V262H236ZM197 262H200V261H196L195 263H197ZM216 262V261H215ZM222 262V261H221ZM221 262H217L218 264H220ZM233 261H225L224 263L225 264H235V263H232ZM261 262V261H260ZM202 263V261L200 262V264ZM217 263H215V264H217ZM237 262H236V264H238ZM198 264V263H197ZM205 264H206V261H205ZM208 264V263H207Z\"/></svg>","mask_w":264,"mask_h":264}]
</instances>
